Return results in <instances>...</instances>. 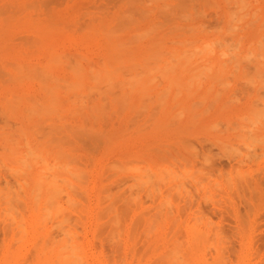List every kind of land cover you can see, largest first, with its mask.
Wrapping results in <instances>:
<instances>
[{
  "label": "rangeland",
  "instance_id": "obj_1",
  "mask_svg": "<svg viewBox=\"0 0 264 264\" xmlns=\"http://www.w3.org/2000/svg\"><path fill=\"white\" fill-rule=\"evenodd\" d=\"M155 1H153V0H0V35H1L0 36V75H2L0 77V100H2V101H0V114H1L0 115V126H1V128H0L1 129V131H0V158L2 157L0 159V163H2V164H0V169H1L0 174L4 178V176H5L4 173H6V171H8L7 174L8 173L10 174V172H12L13 177H14V175L16 177V175L18 173L19 175H17V177L19 179H22V182H23L22 183L20 180H17V182H16L15 178H10L12 176V174L8 175L10 177H8V176L5 177L4 178L5 180L2 177H0V180H1L0 186L2 187V188H0V189H2L1 190L2 192L0 191V193L5 194L6 191L11 190V192H12V190H13V193H10V191L8 192V194L9 193L12 194L11 196L9 194L11 199L16 197V195H17V197H16L17 199L14 198V200H9L10 198L8 199V197H9L8 195L3 196L0 194L1 197L4 198V200L7 198L9 201H14L11 203H9V202L7 203V199H6L7 204L3 203L4 200L0 201V203L2 202L4 205H7L9 207L8 210H11L12 212L14 210H16V212L18 211L17 212L18 215L14 214V212L8 213L9 211H6L8 207L1 205L2 207H4L3 210L6 209L5 212H7L6 213L7 215L5 214V212H4V214H2L3 211L0 212V216L3 217V218H0V254H1L0 255V264H7L6 263L7 261H8V264H10L11 262H13V264H19V263L22 264L23 262H24L23 264H33V263H35V264H42V263L43 264H45V263L46 264H54L57 261L58 262L56 264H64L66 261L64 262L62 260L61 255L60 254L58 255V253H60L59 251H61V250H59L58 252H56V250H58L62 247V243L64 244L63 241H65V238H66L65 235L66 234H67L66 236H68L69 234H70V236H72V234H73L72 231H74V233L76 234V235L73 234L75 236V237L73 236L74 239L71 237L73 240H76V241H74L75 245H73L74 244L73 241H68L69 239H67L68 242H65L64 247L73 243V244H71V245H73V248L71 247L73 249V251L68 246V248H69L68 251H70L71 254L70 253L68 254V251L62 252V254H65V253L68 254V256H66V254H65L66 257H69V259L67 258L68 261L70 259H72V261L70 260L71 263H69V264L74 263L73 261H75V264H77V263L78 264H84V263H86V264L87 263L88 264H110V262H111L110 259H113V261H114V262L112 261L111 264H125V263L126 264H150V263L152 264V261L154 262L153 264H156L155 262H157V261L159 262V264H161L160 262H162L163 260L164 261L162 262V264H165L166 262H167L166 264H172L173 259L175 261H181L182 264H186L187 261L189 264H196V263L197 264H264V116H263L264 115V80H263L264 79V77H263V75H264V73H263V71H264V62H263L264 56L263 55L264 54L262 55L260 53V51H259L260 48L258 47L260 42L264 40V37H263L264 36V22H262V21H264L263 20L264 19V0H258L259 2L256 0H247V1L246 0H240V1L235 0L234 2H233V0H228V1L227 0H213V1L212 0H183L182 2H181V0H155ZM178 2L181 4L183 2H185L186 4L184 3L182 5H184L187 8L183 7V9H181L182 6L178 8V6L176 4ZM236 2H238V5ZM239 2H241L240 4H241L242 9H239L240 8ZM162 3H164L165 7L162 5ZM211 3H212V5H211ZM174 4H176V6ZM242 4H245L247 6H245V5L242 6ZM169 5H171V6H169ZM178 5L180 6V4H178ZM219 5H220V7H219ZM232 5H236L235 7H236V9L238 8V10L234 9L235 7L233 8ZM244 6H245V8H243ZM170 7H172L173 9L170 10L171 9ZM215 7H217V9ZM230 8L232 10H229ZM163 9H164V11L162 12L161 10H163ZM185 9L189 12L188 14H187V11ZM243 9H245V10H243ZM3 10H4V12H3ZM165 10H167V11H165ZM179 10H180V12H179ZM230 11H231V13H228ZM45 12H46V14H45ZM178 12L181 15L183 14L182 16L180 15V19H179V16L176 15V13H178ZM13 13L15 15H13ZM169 13H171V15ZM179 13H178V15H179ZM222 13L224 15H221ZM233 13L236 15V17ZM242 13H243V15H241ZM166 14L168 17L166 16ZM190 14H191V16H190ZM49 15H51V16H49ZM189 16H190V19H189ZM229 16L231 17L232 21L230 18L228 19ZM237 16L240 17V19H237ZM252 16H254V17H252ZM125 17H129V18L127 19ZM222 17H224V18H222ZM256 17H258V18L256 19ZM242 18L245 20L242 21ZM171 19H172V21H171ZM184 19H186V20H184ZM234 19L235 20L237 19V20L235 21ZM120 20L122 23L120 22ZM238 20H240V21H238ZM252 20H255V21H252ZM101 21H102V23H101ZM249 21H251V22L249 23ZM246 23H248L250 25L247 24L245 27ZM20 24L23 26H21ZM234 24H236V25H234ZM179 25H181L182 27L181 26L178 27ZM201 25H204L205 28H204V26H201ZM226 25H228V26H226ZM260 25H262L261 28H259ZM67 26H68V28H67ZM188 26H191V27H188ZM195 26H196V28H195ZM95 27H96V29H95ZM192 28H194L193 29L194 31L192 30ZM201 28H203V29H201ZM225 28H226V30H225ZM258 28L260 30H258ZM151 29H152V31H149ZM204 30L205 31L207 30V31L205 32ZM213 30H215V31H213ZM112 31H113L112 35L114 34L113 37L117 33L116 35L119 39L116 36L114 38L112 37V35H111ZM226 31H227L228 35H224V32H225V34H227ZM232 31H233V33H232ZM108 32L110 33V35ZM137 32H138V34L139 33L140 34L138 35ZM142 32L145 35H142L143 34ZM106 33H107V35H105ZM131 35H132V38H131ZM229 35L232 37V39H231V37H229ZM261 35H263V36H261ZM26 37H28V38L26 39ZM225 37L227 38L226 41H224ZM32 38H33V40L35 39L36 42L31 40ZM245 38H247V39H245ZM258 38H260L262 40H260ZM233 39H234L235 45L232 42ZM29 40H31V41H29ZM257 40H259V44L257 43L258 45L255 44V42H258ZM91 41L94 43H92ZM121 41L124 43H122ZM128 41H130V42H128ZM179 41L180 42L182 41V42L180 43ZM185 41H187V42H185ZM189 41H190V43H188ZM206 41H207V45L211 44V47L214 46L215 49L209 47L210 45L208 46L209 48H211L212 52L210 50H209L210 52L207 50L208 47L206 49V46H207L205 43ZM2 42H3V45H2ZM32 42H33V44H32ZM127 42L129 43V46H128ZM221 42H222V44H221ZM224 42H225V44H224ZM251 42H253V44ZM28 43H29V45H28ZM117 43H118V45H117ZM203 43H205V44L203 45ZM9 44L10 45L12 44L13 46H10ZM125 44H126V46H125ZM196 45H198V47H194ZM227 45L231 49H229V47ZM263 45H264V43L261 45V48ZM69 46H71V47H69ZM201 46H204L203 49H200V48H202ZM219 46H220V48H219ZM252 46L254 48H256V50L254 49L255 52L258 50L257 49V47H258L259 50L257 52H259L260 54L255 53L253 50H251V49H253ZM10 47L11 48L13 47L14 49L10 50ZM77 47H79V48H77ZM93 47H95V48H93ZM129 47H130V49H129ZM235 47H236V49H235ZM75 48H77V49H75ZM121 48H122V50H121ZM171 48H173V49H171ZM245 48L248 50H246ZM51 49H53V52ZM63 49L65 50L66 54H69V52H70V54L72 53V55L74 56L73 57L71 55L69 57L70 59H64V57H63V59H64L63 61H65V62H68L69 60L71 61V62H69L68 66L70 67V70L72 68V71H76L75 69H77V66H80L79 70L77 69V72H72L70 70H67V67H65L67 63L64 64V62H61V60H62L61 57H60L61 60L59 57H57L56 62L54 60H52V58H55V56H57L60 53H63L62 55H64L65 52ZM185 49H187V52L182 53L183 51H186ZM205 49L207 52L205 51ZM232 49H233V52H235V53L237 52V54H235V53L233 54V52H231ZM193 50L197 51V53L194 54L195 52L193 53ZM198 50L199 51L201 50V51L199 52ZM261 50H263V52H264V48H262ZM75 51H76V53H81L82 55H83V53L84 54L87 53V54H85V57L87 58V60L91 59L92 60L91 62L94 63V66H97L96 68H100V69L105 68L108 71L106 72L105 69H104L105 71L96 69L93 66V63H92V66H91V63H88L89 64L88 65L85 57H83L81 59V58H79L80 55H78V60H80V62L82 64L81 63L78 64L77 60L74 61L75 60L74 58H76ZM222 51H224V53H222ZM249 51L255 53V54L254 53L251 54V52H250V54L252 56L258 54V55H256V57L259 55H262L263 57L259 56V57H257L258 59L251 57L249 54ZM9 52H10V54H9ZM23 52H24V54H23ZM117 52H119V53H117ZM156 52H157V54H155ZM169 52H172V53H169ZM188 52H189V54H191V56H190V57H192V58H190L191 60H189ZM229 52H231V53H229ZM181 53L183 54V57H182V55H180ZM210 53H213V54H210ZM225 53H227V54H225ZM246 53L249 55L248 57H246L247 56ZM51 54H53V55H51ZM173 54H174V56H173ZM196 55H197V57H196ZM210 55H212V56H210ZM222 55H224L223 58H222ZM2 56H3V58H2ZM20 56H21V58H20ZM64 56L66 58V55H64ZM117 56H118V58H117ZM153 56L154 57L156 56L157 58L160 57V58L157 59L156 57L154 58ZM184 56L187 57L186 61H185ZM18 57H19V59H18ZM34 57H36V59ZM101 57H102L101 61L104 62L105 67H103V65H101V63H100ZM152 57L154 59H152ZM201 57H203L204 59L197 61V60L201 59ZM174 58H177V60H175ZM221 58H222V60H221ZM234 58L235 59L237 58L235 60L236 63L234 62ZM253 58L255 60L257 59L256 64H255V62H254L255 60ZM58 59L60 61L59 63H57ZM187 59L189 62L187 61ZM207 59H209L208 60L209 62L205 63V61H207ZM230 59L232 60V62L230 61ZM247 59H249L250 62H247L248 61ZM9 60H12V61H9ZM14 60H18V61L22 60L21 62H18V64L21 63L20 66L22 64L24 66V64H26V63L29 64V66H30L34 63V64H36V66L38 65V67H37L38 69H39V67H42V70H40L41 69L40 68L39 69L40 72H39L38 69H35L32 66V68L34 70H33V73H31L32 72L30 70L31 67L29 68L26 65L27 68H29V70L26 69V66H24V68L26 70L23 69V67L18 68L19 70L18 69L17 70L22 71V73H21L15 69L18 72L17 73L14 70V68H16L14 66L16 65L15 63H17V61H14ZM164 60H165V62H164ZM178 60H179V62H178ZM219 60L222 61V63L224 60L223 66H222L221 62H220L221 64L218 65ZM260 60L263 63H257V61L259 62ZM4 61H5V63H4ZM52 61L55 62L56 66ZM72 61L78 65L74 64ZM196 61H197V63H196ZM213 61H214V67H213V65L211 66ZM6 62L7 63L11 62V65H7ZM142 62L144 63V65ZM151 62H152V64H151ZM185 62L186 63L188 62V64H186ZM164 63L167 65H165ZM174 63L176 64L177 67L174 65ZM193 63H194V65H193ZM246 63H247V65H246ZM252 63L254 66L250 67L252 65ZM8 64H10V63H8ZM119 64H120V66H121V64L124 65V67L127 66L128 70L130 68L131 69L129 71H127L126 68L124 69V67H123V69H120L122 67H120ZM208 64H210V66L212 68H209L210 66H205ZM12 65H14V66L12 67ZM46 65L49 66V67L47 66L48 68H51V67L52 68L48 69L47 67H45ZM145 65H147V66H145ZM163 65H165V66H163ZM171 65H174L175 68L174 69L170 68ZM190 65H191V67H190ZM233 65H235V66H233ZM20 66H18V67H20ZM85 66H86V71L84 72V71H82L83 70L82 67L85 68ZM87 66L88 67L90 66L91 68H88ZM116 66L118 68V69L116 68L117 69L116 70L117 75H114V76H118V77H115V79H116L115 80L111 76H113L112 74H116V73H112L111 70H114ZM148 66H150L151 69L150 68L147 69ZM155 66H160V68L159 67L155 68ZM161 66H162V69H161ZM199 66H202L203 70H201L202 68L200 69ZM247 66H248V68H247ZM43 67L47 68L45 71L46 76H45L44 80H43V77H44V72H43L44 68ZM197 67H199V68H197ZM140 68H142V69L144 68L143 71ZM153 68H154V70H153ZM157 68H159L161 70H157ZM163 68L164 69L166 68L165 71ZM204 68H206V69H204ZM236 68H238V70ZM260 68H261V70H260ZM87 69H90L91 71L87 70ZM146 69L149 71L147 72ZM194 69H200L201 71L200 70L194 71ZM209 69H211V70H209ZM257 69L259 70V72L260 71L261 72L258 73ZM2 70H4V71H2ZM94 70L96 71V73ZM118 70H121V71H118ZM131 70H133V71L131 72ZM134 70L137 74L134 73ZM247 70H249V71H247ZM28 71L30 74H35V78L37 77L35 81H33V79H35L34 75L27 74ZM36 71H37V74H39V75H36ZM47 71H48V73H46ZM67 71H69V72H67ZM122 71L123 72L125 71L126 73L124 72V74H123ZM162 71L165 73H163ZM199 71H200V73H199ZM231 71H233V72L230 73ZM235 71H237V72H235ZM4 72H5V74H4ZM24 72L27 75H23ZM79 72L80 73L82 72V73L79 74ZM90 72H91V74H89V75H92V77L90 76V78H89V75H87V74ZM97 72H99L101 75H103L102 78H101V75H99V73L97 74ZM127 72L130 75H132V77L134 76V74H136V77L132 78ZM141 72L144 73V75L140 74ZM149 72H151V73H149ZM160 72L163 73L162 78H161L162 75L160 74ZM183 72H185V73H183ZM203 72H205V73H203ZM49 73H51V77H49V78L51 80H53V79L54 80L51 82H49V80H48V82H49L48 83L46 79L50 75ZM131 73H134V74H131ZM198 73H199V75H198ZM261 73H263V75ZM47 74H49V75L47 76ZM68 74H69V76H68ZM77 74L79 75V77ZM104 74H106V77H104ZM108 74L109 75L111 74V76L109 77V78H111L110 80L107 77ZM125 74L127 75V77L129 75V77L131 79L130 80L131 84H129V85H131V87L129 85H128V87H126L127 89L131 88L130 90H127L125 88V86H127L125 84L129 81V79L124 78V76H126ZM204 74H207L206 77L204 76ZM28 75H30V76L28 77ZM40 75H41V77L38 78V76H40ZM42 75H43V77H42ZM52 75H54L56 78H53ZM80 75H82V76H80ZM95 75L97 76V78L99 76V78H100L99 80H101V79L104 80V78H105L106 82L108 79L110 81V83H114L113 84L114 86L119 85V87L120 86L121 87L119 88L117 86L119 88V90H118L117 87L113 86L114 87L113 88L112 84L110 85L108 83V85H110V87L107 86L108 92L112 93V94L108 95V93H105V91L107 89H104L105 85H107V84L104 85L105 81L102 82L103 84L101 83V81L100 82L96 81L97 78L93 77ZM137 75H139V76H137ZM192 75H194V79H192L193 78ZM195 75H197V76H195ZM8 76H10V77L8 78ZM11 76L15 77V79H17V77L20 78L18 80H20L21 83H19L20 81H18V80L16 81ZM24 76L27 77V79ZM153 76H155V77H153ZM22 77H24V79ZM57 77L62 78V79H60L61 81ZM190 77H192V78H190ZM224 77L226 78L225 79L226 83L224 81ZM29 78H31V80H29ZM81 78H82V81H81ZM122 78L124 80H127L126 83L125 82L123 83L125 89L122 88L123 86L121 83L124 81ZM134 78L139 79L140 82ZM188 78H189V80H187ZM195 78H197V79H195ZM6 79H9V81H7ZM10 79H11V82L13 80L12 83L10 82ZM37 79H41L42 81L41 80L38 81ZM78 79L82 82V84L85 83V86L82 85L78 81ZM90 79H93V80H90ZM160 79H162V80H160ZM216 79H218V80H216ZM58 80L60 83L59 86L61 85L62 88L59 86H58L59 88L57 87ZM62 80L64 81V83L62 82ZM65 80H67V81H65ZM119 80H123V81L119 82ZM132 80H133V82H134V80L137 81V82H134V85H136L135 87H134V85L132 86ZM54 81H56L55 82L56 84L54 83ZM95 81H96V83H95ZM169 81H170L171 85L169 84ZM173 81L174 82L179 81L178 83L180 84V86L179 87L176 86L175 83H173ZM42 82H44V83L42 84ZM72 82H73V84H71ZM97 82L99 83L98 86H97V84H98ZM211 82H212V84H211ZM1 83H4V84H1ZM45 83H48V85L50 87L49 89L46 85L44 86ZM115 83H118V84H115ZM135 83H137V84H135ZM178 83H177V85H178ZM77 84H79V85H77ZM188 84H190V85H188ZM63 85H64V87H63ZM101 85L102 86L104 85L103 86L104 90H101V95H100V94H98L100 91L98 89L102 88ZM141 85H143V88ZM156 85H158V86H156ZM52 86H53V89H52ZM54 86L57 88H55ZM86 86H89V87L90 86L91 87L97 86V87H94L97 89L93 90V88L90 87L91 88L90 89L89 87H86ZM74 87L75 88L78 87L79 89L77 88L78 90H76V89H74ZM82 87L86 88V89H83ZM176 87H178V88H176ZM42 88L45 90H43ZM87 88H89V89H87ZM111 88H113V89H111ZM168 88H170V89H168ZM35 89H37V90H35ZM132 89L137 90V91H132ZM176 89L179 90V93ZM50 90H52V91H50ZM97 90H98V92L96 93L95 91H97ZM120 90H122L123 92L122 91L120 92ZM124 90H125V92H124ZM166 90L167 91L169 90L168 94H167ZM175 90L177 91V95H176ZM45 91L46 92L48 91L47 95L45 94L46 93ZM72 91L77 93L78 96H76V97H78V98L74 97L75 99H72L71 93L73 94V96H75V94H76ZM127 91H128V94H127ZM22 92H24V93H22ZM49 92H51V93L49 94ZM83 92H84V94H82ZM88 92H91V93H88ZM94 92L97 94L96 96H95ZM119 92L121 93V95L119 94ZM129 92H130V94H129ZM161 92H163L164 95ZM54 93L57 95L56 96L57 98L59 96V102L57 101L58 99L55 98ZM78 93L81 95H79ZM85 93L88 94V96L90 95V97H88ZM116 93H117V95H114L115 98L112 99V101H111L110 98L113 96V94H116ZM123 93H125L124 97L127 96V98L125 97L126 99L121 98V97L117 98L118 94H119V96H123L122 95ZM141 93H143V95ZM174 93H175V95H174ZM29 94L32 95L30 97V100H31V98H34L31 100L32 104H31L29 99L27 101V98H29ZM51 94H54L53 98L51 97L52 96ZM93 94H94L95 98L98 97L96 99V102H95V100H94V102L90 101L91 98L94 99V97L91 96ZM103 94L106 96V98ZM10 95H13V96H10ZM15 95H16V97L13 98ZM68 95L71 96L70 99H72V101L74 100L79 105L81 104V101L78 102L80 100L79 98L82 97L81 99L85 100V102H84L85 104L84 105L82 104L83 107H86V104L87 103L89 104L90 102H91V104L93 103V105L97 104L99 109H101L102 107L105 106V108H103V111H102L104 113V114H102V116L104 115L102 118H104V119H100L102 112L101 111L99 112L98 108H96V110L98 109L97 111L93 110V108H92L93 105H91V104H89V106H88L89 108L87 107L88 109L83 108V107H82L83 108L82 109L80 107L81 106L80 105L79 111L81 110V112H78V109L73 108V107L78 108V105L75 104V106H74V103L70 104L71 101L69 100ZM129 95H130V97H129ZM158 95H159L160 99L158 98ZM219 95H220V97H218ZM19 96L20 97L22 96V98H19ZM101 96L102 97L104 96L103 99L104 98L108 99L109 102L107 100L104 101L105 99L101 100V98H102ZM107 96L109 98H107ZM17 97H18V100H17ZM49 97H51V99ZM83 97H87L88 99L87 98L84 99ZM186 97H187V99H185ZM131 98H133V99H131ZM161 98H163V99L161 100ZM174 98L176 100H174ZM49 99H50V101L52 100L51 101L52 104H49L50 103ZM66 99H68V100L66 101ZM116 99L122 100V102L118 100L120 102L119 106L121 108V109H119V108L118 109L121 110L123 112V114L119 110H118L119 113L116 110L118 114L114 111L116 109V107L118 106L117 105L118 102L116 101ZM128 99H130V100H128ZM16 100L18 103L16 102ZM34 100H35V102H34ZM87 100H89V102ZM113 100L116 102L114 103ZM123 100L125 102L127 100L128 102H126V104H125V102ZM159 100H161V101L159 102ZM197 100H198V102H196L197 103L196 104L195 101H197ZM6 101L9 103L6 104ZM13 101H15V102H13ZM55 101H57L59 103V104H57V106H58L57 109L55 107L56 106ZM63 101H65V104ZM130 101H132V102H130ZM33 102H34V104H33ZM100 102L101 103L108 102V103L107 104L106 103L101 104ZM16 103H17V105H16ZM23 103H24V105H23ZM121 103H122V106H121ZM223 103H225L224 104L225 106L223 105ZM20 104H22V105L20 106ZM38 104L39 105L41 104V105L39 106ZM99 104H101V105H99ZM193 104H194V106H193ZM31 105H32V107H31ZM59 105L62 106V108L64 106V108H63L64 110L63 111L60 110L62 112H59V110H58V108L62 109ZM11 106H18V107L17 108L14 107L13 110H11ZM28 106H29V108H28ZM33 106H35L34 109H35V111L37 110V112L31 113V116H29L30 112H32V110H33ZM46 106H48V107H46ZM49 106H50V108L53 107V111H52V108L50 111H48ZM192 106L194 107V110H193ZM43 107L45 108L44 110H42ZM123 107L125 108V110L122 109ZM54 108H55V111H54ZM72 108H73V110H72ZM90 108H91V111H89ZM190 108L192 110H190ZM195 108H197V109H195ZM56 110H58L59 113L58 112L56 113ZM70 110H71V114H69V115H71L72 117L70 116V119H69L68 113H70ZM83 110H84L85 114H87L89 112H91V113L93 112V114L90 113L92 117H90V115L88 114V116L90 118H88L85 115L84 118L87 117V119H89V121L84 119V123H83V116L80 114V113L84 114ZM105 110L107 111L106 112L107 114L105 113ZM12 111L14 113H12ZM27 111H29V112H27ZM44 111H45V113H44ZM72 111H74V112H72ZM113 111L115 112L114 114H113ZM136 111H138L139 113ZM177 111H179V113H177ZM53 112H54V114H53ZM75 112L78 113V114L74 115V116H77L76 118L73 117V113L75 114ZM95 112L100 113L99 116L96 115ZM180 112H183V113H180ZM36 113H37V115H36ZM38 113H39L40 117L42 118L41 122L38 118L39 117ZM46 113L47 114L50 113V115H47ZM135 113H137V114H135ZM42 114H44L46 118L48 117L49 120L47 119L45 122H43L44 115H42ZM57 114H58V116H57ZM112 114L114 115V117ZM193 114H194V116H193ZM26 115L29 117L28 119H30V121H28ZM62 115H64V117H66L65 120H63L64 117H62ZM135 115H136V117H133L132 118L133 120H132L131 116H135ZM54 116H55L54 119L55 120L57 119L56 122L54 119H52ZM60 116L62 119H59ZM105 116H107L108 118L107 117L105 118ZM6 117L8 119H6ZM49 117H51V119ZM110 117L111 118L113 117V118L111 119ZM67 118H68V120H67ZM37 119L39 120L38 125L36 122ZM129 119L131 120L132 123L129 121ZM5 120H6V122H5ZM52 120H54L55 125H54V123L52 124V122H53ZM136 120H138V122H136ZM26 122H28V123H26ZM64 122H67L66 125L69 122L73 126L75 124L78 125L80 123L79 126L76 125L77 127H75V126L74 127L71 126V127H73V131H76V130L78 131L80 129L79 130L80 135H79V133L77 134V131H76V136L77 135L79 136V139L81 140V142L79 141L78 137H74V136H72V134H70V133H73V134H75V133L69 132L70 131L68 129L69 124L67 125V128L62 127V126H65ZM86 122H88V124ZM104 122L107 124H105ZM115 122H116V124H115ZM129 122H130V124H129ZM45 123L50 127H47ZM18 124H19V126H16ZM42 124L43 125L45 124V125L43 126ZM83 124H85V125H83ZM128 124H129V126L132 125V126H130L131 127L130 129L127 128ZM8 125L11 126L13 130ZM39 125L42 126L44 129L41 128ZM59 125H60V127H59ZM45 126L48 129L50 128L51 132L49 130L47 132V130H46L47 128ZM83 126H85L84 131H83V128H81ZM92 126H94L93 129H91V131L93 130L92 131L93 133L96 130V132H99L98 135L100 137H101L100 134H102V137H101L102 141H101V138H96L97 140H93V139H95L94 137H91L90 135L88 136V134L90 133V128ZM5 127H7L6 132H4V130L6 129ZM38 127L43 130L42 132H44V130H45V132L42 134V132L38 129ZM53 127H55L56 129ZM57 127L60 130H58ZM71 127H70V129H71ZM136 127L138 129V132H137ZM14 128H17L18 130L16 129L17 130L16 131ZM74 128H76V130ZM126 128L128 129V131L126 130ZM66 129H68V131ZM86 129H88V130H86ZM104 129H105V131L102 132ZM119 129L121 131H119ZM9 130L11 133L9 132ZM20 130L23 132H21ZM55 130H56V133L60 132L59 135H57L54 132ZM14 131H16L17 133ZM71 131H72V129H71ZM85 131L88 134H86ZM12 132H14V134H12ZM34 132L36 134L35 135L36 138L39 137L37 139L39 141V143L38 142L32 143V141H34L36 139L34 136ZM38 132H40L39 135L42 134L41 137L37 136ZM52 132H53V135L51 134ZM92 132L90 133L91 135H92ZM133 132H134V134H132ZM5 134H6V136H5ZM18 134L20 136L23 134L21 136L23 138H21ZM63 134H65L67 136L65 138H62L63 141H65V139H67V138H69V139H67L65 142L62 141V143H61L60 142L61 140L60 139L57 140V139H58V137L61 138V136L64 137L65 135L63 136ZM15 135H18V136H16L17 138L20 137L18 139V141H16L17 143L14 142L15 140H17V139H15L16 138ZM50 135H52L56 138L52 137L51 140L48 141L50 138H47V136L50 137ZM81 135H82V137H80ZM98 135H97V137H98ZM12 136H14V140H13ZM105 136H106V138H105ZM7 137H10L11 139L7 138ZM31 137L32 138L34 137L35 139L33 138V140H32ZM123 137H124V139H122ZM6 139L7 140L10 139V141H6ZM20 139H22V140L24 139V141L22 142V140H20ZM27 139L28 140L30 139L29 142L30 141L31 142L28 143ZM91 139L93 140V142L91 141ZM52 140L57 142V143L59 142L58 144H60V145L58 147L56 146V148H55L54 146L57 145V143L53 142ZM70 140H73V142H74V143H72L73 145H69V143L66 144V142L67 141L70 142ZM85 141H87V143L89 141L90 144L88 143V144H86L87 146H85L84 145L86 143ZM98 141L99 142L101 141V142L99 143ZM9 142L12 146H9L10 145ZM19 142H20V144H19ZM25 142H27L26 144L29 145V149L27 148L28 147L27 145H24ZM79 142H80V144H79ZM118 142H120L119 143L120 145L118 144ZM129 142H130V144H129ZM14 143H15V146L17 144L18 148L13 147ZM34 143L36 145L35 149H33L34 146H32V145H34ZM81 143H83V144H81ZM46 144H48V146ZM52 144H53V146H52ZM2 145H3V148L8 147V146L9 147L4 148L3 149L4 151L3 150L1 151ZM4 145H6V146H4ZM19 145L21 148L19 147ZM39 145H41L42 147H40ZM22 146H24V147H22ZM70 146H71V148H69ZM72 146L75 149L77 148V150L70 152L71 151L70 149H74ZM96 146H98V147L96 148ZM108 146L109 147L113 146L114 148L113 147L109 148ZM37 147L42 148L41 149L42 151L40 149L39 150L41 152H44L45 154L44 153H38L40 151H37L38 149L36 150ZM90 147H92V148H90ZM120 147L122 149H120ZM10 148H12V149H10ZM24 148H26V150ZM48 148L49 149L51 148V150H49L50 152L48 151ZM125 148H127V149H125ZM5 149H7V150H5ZM78 149L81 151H78ZM85 149H88V150H85ZM90 149H91V151H90ZM107 149H108V151H106ZM12 150L13 151L15 150L18 153H21V155L23 154V156H21L20 154L16 155L17 157H19L16 159L17 160L16 163H11V161L14 160V158L16 157L15 156L16 153L14 152L15 153L14 154ZM19 150L20 151L22 150V151L19 152ZM56 150L59 152H57ZM95 150H96V152H95ZM7 151H9V152L7 153ZM10 151H12V152H10ZM23 151H26L27 153L30 151H32V152L35 151L34 154L37 153L38 156H41L40 158L43 159L42 160L43 162L40 161L39 157L34 156L32 153L31 154L33 155V157L29 153H28V155H27V153L25 155V153ZM45 151H48L49 155L46 154ZM61 151H62V153H64V151L65 152L67 151L66 154L68 157L65 156L66 155L65 153H64L65 155L63 154V156L60 155ZM111 151H112V154H111ZM54 152H56V153L54 154ZM80 152H81V155L79 157L83 158L82 161H80L81 159L79 157H78L79 161L75 157H72L76 154L78 155ZM108 152H110V153H108ZM9 153H11L14 156V158ZM51 153H52L53 157H52ZM57 153L60 155V157L61 156L63 157L62 159L66 158V159H64L65 162H66V160L67 161L71 160L72 164H73V161H74L75 162V164H73L74 166L69 164L71 162H69L68 164L70 167L71 166L74 167L75 170L77 167V166L75 167L76 162H77V165L81 167V168L77 167V168H79L76 170L77 173H80V171L78 172V170H80V169L83 170L85 168L87 170H90V171H84L86 174L83 171H81L82 173H84L83 175H80V178L82 177V179H78L79 175H78V177L75 175V177H77V180H79V181H77L74 179L75 177L72 178L73 176L69 175L72 173V171H73V173L76 171H74V169L69 168L67 170H72V171L67 172L68 173V175H67L68 177H67L65 174L66 173L65 171L61 172L63 167H65V164H64L65 162H63L64 160H62L59 157V159H61L62 161L59 159H58V161H57V159L55 161V156H57V158H58ZM68 153H71V154H68ZM115 154H117L116 157H114ZM10 155H11V157H10ZM24 155L25 156L31 155V156L27 157V158H30L31 160H28V159H26L27 161H25V159L22 160L21 158L25 157ZM44 155L47 156L49 159L47 157H45ZM77 155H76V157H77ZM88 155L91 156L92 159H90V157ZM173 155H175V156H173ZM123 156H125V157H123ZM251 156H253L252 159H251ZM6 158L8 159V161L5 160L6 163L5 162L4 163L7 166L3 165L4 163L1 162V160L4 161V159H6ZM11 158H13V159H11ZM36 158H39V159H36ZM46 158L48 160H46ZM134 158L136 160H134ZM165 158H167V159L165 160ZM10 159H11V161H10L11 166H15L14 168L9 166L10 163H7V162H9ZM33 159H36V161L38 160L37 162L40 161L39 162L40 165L39 164L37 165V162H36V164H34L33 161H35V160H33ZM114 159L119 160V162H118V160H116V163L121 162L120 164L117 163V165L118 166L120 165V167L126 165L127 163L122 165V161L127 160L126 162H128V164H127L128 166L126 165V167L129 170H123L122 169L125 173L123 171L121 172L118 169L119 167L115 166L116 164H113L115 162ZM124 159H126V160H124ZM132 159H133V161L137 162V164H139L140 166L138 167L137 164L132 161ZM140 159H141L142 163H141ZM144 159H145V161H144ZM152 159L155 161V163H153L154 161ZM16 160H14V161H16ZM49 160H51V161L48 162ZM111 160H112V162H111ZM23 161H25V162L23 163ZM53 161H55V164H54L55 166H56L57 162H60V163L63 162V164H64V165L61 164V165H63L62 167H60L62 169L60 171L57 170V173L53 172V170H56L54 168H57L58 165L56 167L51 166L50 170H52V171H49L50 165L53 164L52 163ZM129 161H130V163H129ZM131 161L133 162L132 164H131ZM143 161L146 163H144ZM162 161H163V163H162ZM18 162L20 163V165L21 164L22 165L20 166ZM26 162H27V164L30 162L29 163V166H30L29 169H28V166L26 165ZM79 162H81V163L84 162V163H83V165H80L81 163H79ZM108 162H109V164H106ZM159 162H161L160 165H157V164H159ZM42 163L43 164L45 163L46 165L44 164V167H43ZM60 163H59V166H61ZM111 163H112L111 166L113 168L111 166L108 167ZM148 163H149V165H147ZM17 164L20 167L17 166ZM30 164L33 166V168ZM68 164H67V168L69 167ZM130 164L132 166L131 169H134V171L130 170ZM47 165L49 166V168H47L48 167ZM90 165L92 166V168ZM45 166H47L46 167L47 169L45 168ZM106 166H107V169H106ZM158 166H159V168H158ZM15 168H17V169H15ZM41 168L43 171V172H41V174L43 173V174H45V176L47 174V177L42 175L43 178L45 177L44 178L45 180L47 178H49V179L52 178L53 180L52 179H51L52 181L48 180V182L50 181V183H48V186L46 187L47 183H45V186H41V187H43V189L41 188V191H40V190H38V188L40 189V186L39 187H36V186H38L39 184L44 185L42 182L43 181L46 182L44 179H42L43 181L41 182V179L36 178L37 176L38 177L40 176V174L37 175V173H38L37 171L40 172ZM104 168H105V170H104ZM115 168H117V170H119L120 172H117ZM144 168H148L147 171H144ZM160 168H161V170H160ZM165 168H167L166 170L168 172L167 171L166 172L169 175L167 173H164L163 169H165ZM27 169H28V171H27ZM37 169H39V170H37ZM13 170H14V172H13ZM30 170H34V171H32L33 173H30L31 172ZM141 170H142V172H141ZM149 170H152V172ZM159 170L161 173L159 172ZM106 171H107V173H106ZM171 171L173 173L174 172L175 173L173 174ZM26 172H28L30 175H28V173H26ZM109 172H111V175ZM115 172H117V174H115ZM138 172H141V173H138ZM149 172H151L153 174V176H151L150 178H149V176L151 175V173L148 174ZM177 172L180 174H178ZM58 173L62 174L63 176L61 175V178H60V175ZM73 173H72V175H73ZM120 173H121V176L122 175L124 176V177L123 176L121 177L122 179L120 178ZM133 173L135 176L133 175ZM135 173L136 174L138 173L137 177H136ZM23 174L25 176H23ZM140 174H142V176H139ZM157 174L158 175L160 174L159 176H161V174H162V176L164 175L162 177V178H164L163 181H162V178L160 181L157 180V179H160V177ZM166 174H167V176H166ZM170 174H172V176L175 175L176 181H174L173 177L171 178ZM27 175H28L29 180L26 177ZM85 175H86V177L88 176L86 181L83 178V176H85ZM107 175L110 178L108 177L106 179L105 177ZM127 175H129V176H127ZM146 175H148V177ZM56 176H58L60 181H63L65 179L63 182H66V183L60 182L56 178ZM89 176L91 178H89ZM144 176H146V178ZM22 177H24V178L26 177L25 180ZM134 177H135V179L140 177V183H138V181H136L135 186H133L134 187L133 188V187H131V185L129 186V184L132 183V185H133L132 180H135ZM167 177H168L167 181H169L170 183H167V181H165V178L167 179ZM179 177L182 179H179ZM9 178L11 180L15 179V180H13L12 184L9 183L10 185L6 182V180L7 181L9 180L8 182L11 181ZM40 178H41V176H40ZM116 178L118 179V181ZM123 178L125 181L123 180ZM183 178H185V180ZM35 179L39 180L40 182L39 181L37 182V180H36V182H37L36 183ZM97 179H98V181H97ZM147 179H149V181H145ZM172 179H173V181H172ZM3 180L5 181L4 184L2 183ZM69 180H70V183H69ZM180 180L182 182H184V184ZM71 181L74 184L81 187L83 191L80 188L79 189L81 192H79L78 188H77L78 190L77 189L72 190V188H73L72 185H74V184H72ZM84 181L87 184H84L83 183ZM157 181H159V182H157ZM185 181H186V183H185ZM188 181H190V183ZM14 182H16L18 185L23 184L22 185L23 187L16 185V183L13 185ZM51 182H52L53 186L50 185ZM89 182H90V184H89ZM142 182L146 186L142 185L141 184ZM147 182H151V184L152 183L153 184L151 185L150 183H147ZM24 183H25V185H24ZM35 183H36L35 187L37 188V189L35 188L36 192L35 191L31 192V191H33L32 187H34ZM108 183H110V184H108ZM136 183H137V185H136ZM177 183H179V185ZM2 184H3V186H2ZM97 184H99L100 186ZM117 184L119 186H117ZM140 184L142 187L140 186ZM105 185L109 186L110 188L106 187L103 190L104 191L103 196L106 197V192H105L106 189L109 192V194H113V192L114 193L118 192V193H116L114 195V198H112L113 195L112 196L110 195V197L107 198V199H110L108 201H106L107 199L104 197L106 199V200L104 199L106 202H104V200L102 199V201L104 203L100 205L99 202L101 201V198H103V197H101V195H102L101 191H102V188L105 187ZM173 185H174V188H172ZM13 186H16V187L18 186L17 187L18 189H15V187H13ZM65 186H66V188H64ZM154 186H156L155 189H153ZM21 187H22V189H25V190L23 191L22 189H20ZM53 187H55V189H53V191H52V192H54V194L50 193L51 190L48 191L49 189H52ZM74 187L76 188L77 186H74ZM128 187H130V188H128ZM157 187H158V189H157ZM161 187H162V189H161ZM62 188H64V190L67 191L66 193L69 192L68 195H70V196H68L69 197L68 201L71 198V196H73L71 198L72 200H70V201L72 202L73 198H74L73 202H76V201L81 202V204L83 203L82 205L80 203H78V204L83 206V207L76 205L77 203L76 204L73 202L70 203V201L69 202L67 201V203H65L64 200L66 201V197H63V196H66V194ZM117 188H118V190H116ZM122 188H124V189H122ZM131 188H132V190H135V191H136V188H137V190L139 188V192L136 191V193H137L136 194V193H134L135 191H130ZM19 189L22 192H24V193L20 192L21 194L18 193L19 197L24 202H22L20 200V198L18 197V194H16L17 190H19ZM69 189L71 192L69 191ZM95 189H97V190H95ZM147 189H149V192H147L148 191ZM176 189H177L178 194L176 193ZM37 190H38V192H37ZM45 190H47L48 192ZM84 190H86V191H84ZM159 190H160V192H159ZM163 190H165L164 192H166V193H164ZM186 190H188L187 192H189V193H187ZM14 191L16 193H14ZM119 191H123V192H119ZM43 192H45V193H43ZM125 192H126V194H125ZM128 192L130 193L131 198L133 197L132 194H134L133 198H135V195H137L138 200H136V201H138L137 204H139V206L137 204H135L136 203L135 199L137 197L134 199L135 203H133L132 202L133 200L131 201V199H129V200L132 203H130L128 200H126V203L128 201L129 204L126 205V203H125L124 207L119 208V209L124 208V211L119 210V211H122L120 213V215L123 214V212H125L123 214L124 216L121 215V218H123V217L125 218V216H126L125 221H123L124 218L120 219V216L118 215V211H117L118 209H116V208H118L116 206L119 205V201H118V204L115 202L117 205L115 203H114L115 205L113 204L114 205L113 208H115L114 211L116 210L115 212L113 211V208H111L110 210H112L113 212H111L109 210L111 212V213H109V211L108 212L106 211L107 209L105 210V207L110 208V206L108 205V204H110L109 201L112 202L114 200H117L118 197H121V193H122V196L128 197L127 196V195H129ZM157 192H158V194H157ZM25 193H26V195H25ZM30 193L32 196L30 195ZM35 193H37V194H36V196L33 197V195H35ZM48 193L52 194V196L53 195H55V196L52 197ZM60 193L62 194V198L63 199L65 198L64 200L60 198V196H61ZM78 193H79V198L77 195ZM80 193H82V195H84V196L87 193L86 198H84L85 201L88 202V203L86 202L87 204L84 202V200H82L83 198L80 197V196H82ZM138 193L140 196H138ZM162 193L164 194V196ZM13 194H15V196L12 198ZM57 194L60 196H58ZM118 194L120 196H116ZM165 194H168V196ZM22 195L24 197L26 196L25 199H24V197H22ZM43 195H44V197H43ZM56 196H58V198ZM1 197H0V200H1ZM40 197H41V200H40ZM50 197H52V199H49ZM32 198H35V199L39 198L40 201L35 200L38 202L37 204L39 207L36 205V203H34L35 201ZM139 198H141V199H139ZM43 199H46V200L48 199L47 201L50 200L51 204L50 203L49 204L51 205V207L54 204H55V206H59V203L62 200L63 201L61 202V204L64 202L66 205H68V206L70 205L71 208H68V206L66 207V205L64 203L62 204L66 208H68V210H67L65 207L62 206L64 208V210L66 209L65 211L63 210L61 205L58 208L59 211L57 210V208L54 209V206H53V209L56 210L55 212H58V213L60 212V210L61 211L63 210L64 212L70 211L71 215H69V213H66V214L69 215L68 217L71 216L70 221H72L73 224L68 220L65 221L68 217H67V215L64 214V212H62L63 214L60 212V214H62L63 216L64 215L66 216L65 220H64V218H62V220H64L65 222H63V224L57 223L58 221H55V220L60 219V221H61V217H58V215H57L58 213H57L56 215L58 218H56L55 214L53 212L54 210L51 207L50 208H51L52 213H53V214H51V216L53 215L54 217H51L50 215H46L47 210L49 211L50 209H49V207H47L48 202H46V200H45V203H46L45 204ZM59 199H61V200H59ZM75 199H76V201H75ZM120 199H121V201L123 200L122 202H125L124 197L118 198V200H120ZM52 200L57 202V203L54 202V204H52L53 203ZM139 200H141L140 203H139ZM20 202L22 203V205L20 204ZM32 202L34 203V205ZM40 202H42L45 205L43 206L42 203H40ZM15 203H18L20 205L19 206L20 210H18L19 208L16 209L18 204L16 205ZM28 203H29V207H28ZM106 203H108V204L106 205ZM13 204L16 205V208L12 207ZM71 204H73L74 206L76 205L75 208L78 207V211L75 212V208H73L74 206ZM123 204L124 203H122V205H120V206H123ZM130 204H131L130 208H133V209L128 208ZM133 204H135L134 205L135 207H132ZM136 205H137V208H136ZM34 206L38 207V208L36 207V211H33V209L35 210ZM41 206L45 207L47 210H45V208H42ZM84 206H86L85 209H83ZM87 206H89L90 208L89 207L87 208ZM10 207H12L14 209L12 210V208L10 209ZM60 207H61V209H60ZM40 208H42L43 211L45 210L46 213L43 212L44 214L42 213V215H41L42 209H40ZM135 208H136V210H134ZM168 208H169V211H168ZM0 209L2 210L1 207H0ZM80 209H81V212L77 213V212H79ZM93 209H94V211H93ZM126 209H128V210H126ZM160 209H163V211ZM83 210H86V211H83ZM130 210H132V211L130 212ZM22 211L24 213L26 211L27 213L23 214ZM100 211L104 214L103 219H100L103 216V214ZM141 212L144 216L141 215ZM143 212L147 215H145ZM165 212H167L166 213L167 217H165L166 216ZM106 213H109L107 215V217H106ZM114 213L118 216L114 215ZM129 213H130V215L128 217L127 215ZM8 214L11 217L16 215L17 218L16 219H14V217L10 218ZM19 214L24 215V216L27 214V216H25V217L20 216L21 219H19L20 218ZM72 214H74L73 216H75L77 214L78 218L80 216V220L82 222L78 220L80 222V224L78 222H76L77 224H75V221H73V219H72V217H73ZM81 214H85V218H82ZM99 215H102V216L99 217ZM110 215L114 219L112 217H111V219L108 218V217H110ZM48 216L51 218L49 219ZM174 216L177 219L174 218L175 219L174 220L173 219ZM4 217L6 219H4ZM31 217H32V219H30ZM40 217H42V218H40ZM75 217H74V220L77 221L78 218L76 217L77 219H75ZM136 217L138 218L137 221H139V222H136ZM27 218H28V220H27ZM46 218H48L49 220H52V221H49V223H47ZM143 218H144V220H143ZM1 219H2V221H1ZM7 219H12V221H14V220L15 221L12 222L10 220L11 221V223H10L9 220H7ZM22 219H23V221H22ZM41 219H44V221H46L45 223H47L48 225L46 224V226H45V223H43V227H42L41 225H42L43 220H41ZM53 219H55L54 220L55 222L53 221ZM39 220H41V221H39ZM114 220H115V222H114ZM133 220H135L137 227H133V226H135L134 225L135 223H133L134 222ZM18 221L20 222V224ZM147 221H148V224H147ZM174 221H175V223H174ZM40 222H41V224H40ZM68 222H70L71 225ZM145 222H146V225H144ZM149 222H151V223H149ZM158 222H159V224H158ZM172 222H173V224H172ZM14 223H15V225H14ZM16 223H18V225ZM34 223L36 224V226L34 225ZM81 223H83V227H82ZM3 224L6 226H4ZM156 224H158V225H156ZM174 224L176 225L177 229H176ZM73 225H75V226L78 225V226L75 227ZM79 225H81V228ZM140 225H142V226H140ZM192 225H195V227ZM16 226H18V227L20 226L19 228L17 227V229L19 230V232L22 231L24 237H25V235H24L25 232H27L26 237L22 238V240L24 242L22 240H20L22 235L20 237L14 236V232H16L17 229L15 228V230L13 229L14 230L13 231L12 227L14 228ZM67 226L69 228L74 227V229L72 231H69V233H68V230H71V229H69ZM110 226L112 229L110 228ZM146 226H147V228H146ZM168 226H170V227H168ZM6 227H8L9 229L11 228L10 230L7 228L8 232H10L7 235H10V236H6V233H7ZM22 227H23V229H22ZM40 227H42L43 229L40 230ZM50 227H51V229H53L52 230L53 232L52 231L50 232ZM57 227H58V229H57ZM131 227L134 228L136 231H134V229H132ZM36 228H37V230H36ZM60 228L61 229L63 228L64 230L63 229L61 230ZM152 228H154V229H152ZM170 228L172 229L171 231L169 230ZM178 228H180V229H178ZM195 228H196V230H195ZM1 229H2V231H1ZM20 229H22V230H20ZM55 229H56V231H55ZM65 229H67L66 234H64ZM78 229H80V230H78ZM145 229H147L148 231ZM48 230L50 232V233L48 232L49 234L47 233ZM99 230H101L102 232L104 231V232L101 233V231H100V234H99V232H98ZM37 231H39V232H37ZM62 231H63V233H62ZM19 232H16V233H19ZM116 232H118V233L115 234ZM122 232H124V233H122ZM132 232H134V233L136 232V234L133 235ZM152 232H153V234H152ZM42 233H43V235H42ZM46 233L48 234V236L46 235ZM59 233H61L62 235L64 234V235L61 236ZM141 233L142 234L145 233V234L142 235ZM58 234L61 237H63L61 239L62 243L59 241L60 244H57V242H58L57 241L58 240L57 235ZM204 234H206V235H204ZM18 235H20V233ZM27 236H28V238H27ZM37 236H38V238H40L39 236H44V238L42 237L43 239H41V241H39ZM51 236H57V237H55L57 240L55 241V239H54V241L56 243L53 244L54 247H56V248H54L52 246V244H51V248L49 247L50 244H48V243L52 242V241L49 242L51 239ZM104 236H107V237H104ZM130 236L132 237V240L130 239ZM170 236L172 237V239L171 238L167 239ZM47 237H48V240H47ZM49 237H50V239H49ZM76 237L81 239V243L79 242V240ZM144 237H146V238H144ZM176 237H178V238H176ZM71 238H70V240H71ZM120 238L122 240H120ZM5 239H6V241H5ZM16 239L17 240L19 239L20 242L17 241L18 242L17 243L15 241ZM36 239H38V240L36 241ZM45 239L48 241V242L45 241L46 244L43 243ZM52 239H53V237H52ZM144 239H146V240L144 241ZM30 240H32V241H30ZM42 240H43V242H42ZM119 240L121 241V243L119 242ZM167 240H169V242ZM171 240H173V243ZM177 240H178V242H177ZM183 240H185V241H183ZM112 241H114L115 244H114V242L112 244ZM136 241H138L139 243ZM170 241L172 244L170 243ZM186 241H187V244H186ZM1 242H2V244H1ZM13 242H16V243L14 244ZM36 242H38V245L36 244L35 247L38 246V248L34 249L35 247L33 245ZM69 242H70V244H69ZM118 242H119V245L116 244ZM181 242L183 245L185 244L184 247L181 244ZM78 243H79V248L83 249L82 253H80V251H79L80 249L77 248L78 245H76V244H78ZM141 243H143L144 245ZM216 243H217V245H216ZM168 244L169 245L171 244V245L169 246ZM39 245H40V247L43 245L42 247H44V248H42V247L39 248ZM178 245L180 248L176 247ZM212 245H213V247H212ZM1 246H3V247H1ZM10 246H12V247H10ZM75 246L78 250L75 248ZM150 246H151V248H150ZM181 246H182L183 250H181ZM45 247H46V250H45ZM52 247L54 248L53 250H52ZM29 248L30 249L33 248L34 250H36V251H34L32 249L35 252L34 253L35 255L32 254L33 252ZM118 248L119 249L121 248L122 250L120 251V250H118ZM38 249H40V251ZM43 249L46 251V253ZM47 249L52 250L51 251L52 253L50 251H48ZM64 249L67 250V247ZM116 249L120 253L117 252ZM166 249L169 251H167ZM62 250H63V247H62ZM172 250L173 251L175 250V252H173ZM187 250H188V252H186V253L182 252V251H187ZM37 251H39V252H37ZM143 251H144V253H143ZM28 252L31 254H29ZM40 252L41 253L43 252L45 254V256H44V254L41 255ZM47 252H49V254ZM72 252H78V254L79 255L82 254V256L84 254L83 259L87 262L82 260L81 256H80L81 258L79 257V260H78V258L76 257L78 254L75 253V255H74ZM167 252H168L169 256L171 255L170 258L168 256ZM180 252H181V254H180ZM27 253H28V256L25 255ZM38 253H39V255H38ZM135 253H137V254H135ZM164 253H166V255H164ZM176 253L177 254L179 253L181 256H179V254H178V256H176ZM47 254L51 255V256L48 257ZM55 254H57L56 256H58L57 261H56L57 257L55 256ZM162 254L164 256L163 257L164 259L162 258L163 260L159 259L160 257H162ZM182 254H184V255H182ZM159 255H160V257H159ZM24 256L27 257L28 260H30V261L33 260V261H31V262L29 261V263H28V260H25ZM31 256H33V259L31 258ZM34 256H35V259H34ZM38 256H41V257L39 258ZM54 256H55V258H54ZM60 257H61V259H60ZM66 257H65V259H66ZM134 257H135V260H134ZM141 257H143L144 260ZM12 258H14V259H12ZM42 258H43V260H42ZM154 258H155V260H154ZM176 258H177V260H176ZM223 258H224V261H223ZM63 259H64V257H63ZM167 259H169V260L167 261ZM191 259H193L194 263ZM19 260H20V262H19ZM185 260H186V262L184 263ZM25 261H27V263ZM173 264H175V263L173 262ZM177 264H178V262H177Z\"/></svg>",
  "mask_w": 264,
  "mask_h": 264
},
{
  "label": "bare ground",
  "instance_id": "obj_2",
  "mask_svg": "<svg viewBox=\"0 0 264 264\" xmlns=\"http://www.w3.org/2000/svg\"><path fill=\"white\" fill-rule=\"evenodd\" d=\"M153 1H155V0H153ZM182 1H183V0H181V2H182ZM212 1H213V0H212ZM227 1H228V0H227ZM234 1H235V0H233V2H234ZM236 1H237V0H236ZM239 1H240V0H239ZM246 1H247V0H246ZM256 1H258V0H256ZM256 1H255V2H256ZM155 2H156V1H155ZM249 2H250V1H249ZM258 2H259V1H258ZM15 3H16V2H15ZM184 3H185V2H183L182 4H184ZM192 3H193V2H192ZM207 3H208V2H207ZM236 3H237V5H238V2H236ZM240 3H241V2H239V4H240ZM244 3H245V2H244ZM10 4H11V3H10ZM176 4H177L178 8L182 6L181 9H183V7H185L184 5H182V4L179 3V2L176 3ZM176 4H174V5L176 6ZM178 4H180V6H179ZM185 4H186V3H185ZM228 4H229V3H228ZM248 4H249V3H248ZM162 5L165 7L164 3H162ZM166 5H167V4H166ZM211 5H212V3H211ZM217 5H218V4H217ZM229 5H230V4H229ZM229 5H228V6H229ZM243 5H245V4H242V6H243ZM169 6H171V5H169ZM230 6H231V5H230ZM232 6H233V8H234L236 5H232ZM245 6H247V5H245ZM245 6H244L243 8H245ZM10 7H11V6H10ZM173 7H174V6H173ZM219 7H220V5H219ZM250 7H251V6H250ZM170 8H171L170 10L173 9L172 7H170ZM185 8H187V7H185ZM215 8L217 9V7H215ZM166 9H167V8H166ZM234 9H236V7H235ZM239 9H242V8H241V4H240V8H239ZM247 9H248V8H247ZM256 9H257V8H256ZM258 9H259V8H258ZM13 10H14V9H13ZM159 10H160V9H159ZM168 10H169V9H168ZM177 10H178V9H177ZM177 10H176V11H177ZM185 10H186V9H185ZM229 10H232V9L230 8ZM236 10H238V8H237ZM243 10H245V9H243ZM161 11L163 12L164 9L161 10ZM165 11H167V10H165ZM186 11H187V10H186ZM254 11H255V10H254ZM3 12H4V10H3ZM179 12H180V10H179ZM179 12H178V13H179ZM236 12H237V11H236ZM247 12H248V11H247ZM178 13H176V15L179 16V19H180V15H181V14L179 13V15H178ZM188 13H189V12L187 11V14H188ZM228 13H231V11L228 12ZM238 13H239V12H238ZM244 13H245V12H244ZM17 14H18V13H17ZM20 14H21V13H20ZM45 14H46V12H45ZM169 14L171 15V13H169ZM172 14H173V13H172ZM184 14H185V13H184ZM191 14H192V13H191ZM191 14H190V16H191ZM233 14H234V13H233ZM247 14H248V13H247ZM247 14H246V15H247ZM13 15H15V14L13 13ZM47 15H48V14H47ZM182 15H183V14H182ZM182 15H181V16H182ZM185 15H186V14H185ZM221 15H224V14L222 13ZM229 15H230V14H229ZM234 15H235V14H234ZM234 15H233V16H234ZM237 15H238V14H237ZM239 15H240V14H239ZM241 15H243V13H242ZM241 15H240V16H241ZM244 15H245V14H244ZM251 15H252V14H251ZM49 16H51V15H49ZM166 16H167V14H166ZM190 16H189V19H190ZM231 16H232V15H231ZM30 17H31V16H30ZM123 17H124V16H123ZM167 17H168V16H167ZM169 17H170V16H169ZM172 17H173V16H172ZM235 17H236V15H235ZM243 17H244V16H243ZM252 17H254V16H252ZM54 18H55V17H54ZM121 18H122V17H121ZM125 18L128 19L129 17H125ZM130 18H131V17H130ZM173 18H174V17H173ZM222 18H224V17H222ZM229 18L231 19L230 16L228 17V19H229ZM232 18H233V17H232ZM257 18H258V17H256V19H257ZM123 19H124V18H123ZM182 19H183V18H182ZM237 19H240V17L237 16ZM237 19H236V20H237ZM13 20H14V19H13ZM25 20H26V19H25ZM47 20H48V19H47ZM184 20H186V19H184ZM234 20H235V19H234ZM234 20H233V21H234ZM236 20H235V21H236ZM243 20H245V19L242 18V21H243ZM263 20H264V19H263ZM3 21H4V20H3ZM48 21H49V20H48ZM123 21H124V20H123ZM171 21H172V19H171ZM229 21H230V20H229ZM231 21H232V19H231ZM238 21H240V20H238ZM252 21H255V20H252ZM1 22H2V21H1ZM4 22H5V21H4ZM120 22H121V20H120ZM125 22H126V21H125ZM127 22H128V21H127ZM168 22H169V21H168ZM227 22H228V21H227ZM250 22H251V21H249V23H250ZM262 22H264V21H262ZM28 23H29V22H28ZM101 23H102V21H101ZM101 23H100V24H101ZM121 23H122V22H121ZM128 23H129V22H128ZM131 23H132V22H131ZM157 23H158V22H157ZM234 23H235V22H234ZM236 23H237V22H236ZM33 24H34V23H33ZM64 24H65V23H64ZM153 24H154V23H153ZM158 24H159V23H158ZM225 24H226V23H225ZM232 24H233V23H232ZM232 24H231V25H232ZM247 24H248V23L245 24V27H246ZM20 25H21V24H20ZM115 25H116V24H115ZM228 25H229V24H228ZM228 25H226V26H228ZM234 25H236V24H234ZM248 25H250V24H248ZM21 26H23V25H21ZM153 26H154V25H153ZM172 26H173V25H172ZM176 26H177V25H176ZM176 26H175V27H176ZM180 26H181V25H179L178 27H180ZM199 26H200V25H199ZM199 26H198V27H199ZM201 26H204V25H201ZM261 26H262V25H260L259 28H261ZM19 27H20V26H19ZM51 27H52V26H51ZM101 27H102V26H101ZM119 27H120V26H119ZM160 27H161V26H160ZM181 27H182V26H181ZM188 27H191V26H188ZM67 28H68V26H67ZM111 28H112V27H111ZM148 28H149V27H148ZM150 28H151V27H150ZM172 28H173V27H172ZM176 28H177V27H176ZM195 28H196V26H195ZM204 28H205V26H204ZM227 28H228V27H227ZM241 28H242V27H241ZM249 28H250V27H249ZM259 28H258V30H260ZM49 29H50V28H49ZM86 29H87V28H86ZM95 29H96V27H95ZM116 29H117V28H116ZM119 29H120V28H119ZM136 29H137V28H136ZM170 29H171V28H170ZM193 29H194V28H192V30H193ZM201 29H203V28H201ZM223 29H224V28H223ZM229 29H230V28H229ZM229 29H228V30H229ZM242 29H243V28H242ZM27 30H28V29H27ZM81 30H82V29H81ZM93 30H94V29H93ZM97 30H98V29H97ZM104 30H105V29H104ZM112 30H113V29H112ZM123 30H124V29H123ZM153 30H154V29H153ZM174 30H175V29H174ZM174 30H173V31H174ZM179 30H180V29H179ZM196 30H197V29H196ZM225 30H226V28H225ZM240 30H241V29H240ZM70 31H71V30H70ZM107 31H108V30H107ZM109 31H110V30H109ZM120 31H121V30H120ZM145 31H146V30H145ZM149 31H152V29L149 30ZM169 31H170V30H169ZM184 31H185V30H184ZM193 31H194V30H193ZM204 31H205V30H204ZM206 31H207V30H206ZM206 31H205V32H206ZM213 31H215V30H213ZM217 31H218V30H217ZM100 32H101V31H100ZM23 33H24V32H23ZM69 33H70V32H69ZM96 33H97V32H96ZM108 33H109V32H108ZM112 33H113V31L111 32V35H112ZM142 33H143V32H142ZM145 33H146V32H145ZM150 33H151V32H150ZM217 33H218V32H217ZM226 33H227V31H226ZM230 33H231V32H230ZM232 33H233V31H232ZM77 34H78V33H77ZM103 34H104V33H103ZM116 34H117V33H116ZM116 34H115V36L117 37ZM118 34H119V33H118ZM137 34H138V32H137ZM139 34H140V33H139ZM139 34H138V35H139ZM165 34H166V33H165ZM180 34H181V33H180ZM182 34H183V33H182ZM19 35H20V34H19ZM75 35H76V34H75ZM105 35H107V33H106ZM109 35H110V33H109ZM113 35H114V34H113ZM113 35H112V37H113ZM142 35H145V34L143 33ZM146 35H147V34H146ZM189 35H190V34H189ZM219 35H220V34H219ZM224 35H228V33L225 34V32H224ZM0 36H1V35H0ZM17 36H18V35H17ZM91 36H92V35H91ZM103 36H104V35H103ZM115 36H114V37H115ZM129 36H130V35H129ZM129 36H128V37H129ZM140 36H141V35H140ZM215 36H216V35H215ZM233 36H234V35H233ZM245 36H246V35H245ZM261 36H263V35H261ZM2 37H3V36H2ZM4 37H5V36H4ZM73 37H74V36H73ZM114 37H113V38H114ZM227 37H228V36H227ZM229 37H231V36L229 35ZM246 37H247V36H246ZM263 37H264V36H263ZM18 38H19V37H18ZM27 38H28V37H26V39H27ZM34 38H35V37H34ZM117 38H118V37H117ZM126 38H127V37H126ZM131 38H132V35H131ZM131 38H130V39H131ZM141 38H142V37H141ZM211 38H212V37H211ZM214 38H215V37H214ZM220 38H221V37H220ZM103 39H104V38H103ZM115 39H116V38H115ZM118 39H119V38H118ZM133 39H134V38H133ZM137 39H138V38H137ZM215 39H216V38H215ZM223 39H224V38H223ZM226 39H227V38L225 37V40H224V41H226ZM231 39H232V37H231ZM245 39H247V38H245ZM258 39H260V38H258ZM1 40H2V39H1ZM3 40H4V39H3ZM31 40H33V38H32ZM31 40H29V41H31ZM75 40H76V39H75ZM99 40H100V39H99ZM128 40H129V39H128ZM131 40H132V39H131ZM199 40H200V39H199ZM221 40H222V39H221ZM260 40H262V39H260ZM18 41H19V40H18ZM33 41H35V39H34ZM56 41H57V40H56ZM93 41H94V40H93ZM132 41H133V40H132ZM173 41H174V40H173ZM190 41H191V40H190ZM190 41H189L188 43H190ZM215 41H216V40H215ZM219 41H220V40H219ZM228 41H229V40H228ZM228 41H227V42H228ZM257 41H258V42H255L256 45L259 44V40H257ZM24 42H25V41H24ZM24 42H23V43H24ZM35 42H36V41H35ZM49 42H50V41H49ZM75 42H76V41H75ZM75 42H74V43H75ZM83 42H84V41H83ZM87 42H88V41H87ZM91 42H92V41H91ZM94 42H95V41H94ZM94 42H92V43H94ZM112 42H113V41H112ZM121 42H122V41H121ZM128 42H130V41H128ZM128 42H127V43H128ZM158 42H159V41H158ZM171 42H172V41H171ZM179 42H180V41H179ZM181 42H182V41H181ZM181 42H180V43H181ZM185 42H187V41H185ZM192 42H193V41H192ZM213 42H214V41H213ZM216 42H217V41H216ZM232 42H233V44H234V39L232 40ZM253 42H254V41H253ZM253 42H251V43L253 44ZM261 42H262V43H261ZM261 42H260V44L262 45V44L264 43V40L261 41ZM12 43H13V42H12ZM95 43H96V42H95ZM102 43H103V42H102ZM118 43H119V42H118ZM118 43H117V45H118ZM122 43H124V42H122ZM122 43H121V44H122ZM175 43H176V42H175ZM205 43H206V45H207V41H206ZM205 43H203V45H204ZM208 43H209V42H208ZM218 43H219V42H218ZM257 43H258V44H257ZM6 44H7V43H6ZM25 44H26V43H25ZM25 44H24V45H25ZM32 44H33V42H32ZM64 44H65V43H64ZM213 44H214V43H213ZM221 44H222V42H221ZM224 44H225V42H224ZM227 44H228V43H227ZM230 44H231V43H230ZM233 44H232V45H233ZM260 44H259V45H260ZM2 45H3V42H2ZM9 45H10V44H9ZM14 45H15V44H14ZM16 45H17V44H16ZM28 45H29V43H28ZM67 45H68V44H67ZM69 45H70V44H69ZM77 45H78V44H77ZM94 45H95V44H94ZM119 45H120V44H119ZM206 45H205V46H206ZM209 45H210V46H209ZM209 45L206 46V49H207L208 46L211 47V44H209ZM218 45H219V44H218ZM228 45H229V44H228ZM228 45H227V46H228ZM234 45H235V44H234ZM259 45H258V47L260 48V50H259L258 47H257V49H258V50L260 51V53L263 55L264 52H263V50H261V49L264 48V45L262 46V48H261V45H260V46H259ZM10 46H13V45L11 44ZM25 46H26V45H25ZM121 46H122V45H121ZM125 46H126V44H125ZM128 46H129V43H128ZM134 46H135V45H134ZM225 46H226V45H225ZM230 46H231V45H230ZM8 47H9V46H8ZM33 47H34V46H33ZM69 47H71V46H69ZM115 47H116V46H115ZM118 47H119V46H118ZM118 47H117V48H118ZM131 47H132V46H131ZM194 47H198V45H196V46H194ZM194 47H193V48H194ZM199 47H200V46H199ZM201 47H202V48H200V49H203L204 46H201ZM209 47H208V49H207L208 51L210 50V51L212 52L211 48L215 49L214 46L211 47V48H209ZM223 47H224V46H223ZM228 47H229V46H228ZM252 47H253V46H252ZM252 47H251V48H252ZM18 48H19V47H18ZM38 48H39V47H38ZM77 48H79V47H77ZM77 48H75V49H77ZM93 48H95V47H93ZM122 48H123V47H122ZM122 48H121V50H122ZM219 48H220V46H219ZM219 48H218V49H219ZM247 48H248V47H247ZM2 49H3V48H2ZM11 49H14V48H13V47H12V48L10 47V50H11ZM16 49H17V48H16ZM53 49H54V48H53ZM53 49H51L52 52H53ZM97 49H98V48H97ZM123 49H124V48H123ZM125 49H126V48H125ZM129 49H130V47H129ZM171 49H173V48H171ZM196 49H197V48H196ZM206 49H205V51H206ZM224 49H225V48H224ZM229 49H231V48L229 47ZM235 49H236V47H235ZM245 49H246V48H245ZM249 49H250V48H249ZM254 49L256 50V48H254V47H253V49H251V50H253V51L255 52ZM3 50H4V49H3ZM7 50H8V49H7ZM17 50H18V49H17ZM25 50H26V49H25ZM54 50H55V49H54ZM63 50H64V49H63ZM81 50H82V49H81ZM87 50H88V49H87ZM92 50H93V49H92ZM185 50H186V51H183V50H182V51H183L182 53L187 52V49H185ZM191 50H192V49H191ZM191 50H190V51H191ZM227 50H228V49H227ZM246 50H248V49H246ZM246 50H245V51H246ZM258 50H257V51H258ZM42 51H43V50H42ZM42 51H41V52H42ZM55 51H56V50H55ZM60 51H61V50H60ZM76 51H77V50H76ZM76 51H75V53H76ZM85 51H86V50H85ZM101 51H102V50H101ZM125 51H126V50H125ZM156 51H157V50H156ZM165 51H166V50H165ZM165 51H164V52H165ZM198 51H199V50H198ZM200 51H201V50H200ZM200 51H199V52H200ZM210 51H209V52H210ZM230 51H231V50H230ZM257 51H256L255 53H259V52H257ZM261 51H262L263 53H262ZM1 52H2V51H1ZM7 52H8V51H7ZM64 52H65V50H64ZM68 52H69V51H68ZM80 52H81V51H80ZM121 52H122V51H121ZM123 52H124V51H123ZM157 52H158V51H157ZM157 52H156L155 54H157ZM194 52H195V53H194ZM206 52H207V51H206ZM225 52H226V51H225ZM231 52H233V49H232ZM231 52H229V53H231ZM250 52H251V51H249V54H250ZM254 52H251V54L254 53ZM50 53H51V52H50ZM58 53H59V52H58ZM75 53H74V54H75ZM82 53H83V52H82ZM95 53H96V52H95ZM101 53H102V52H101ZM117 53H119V52H117ZM159 53H160V52H159ZM169 53H172V52H169ZM175 53H176V52H175ZM175 53H174V54H175ZM179 53H180V52H179ZM182 53H181L180 55H182V57H183V54H182ZM193 53L196 54L197 51H194V50H193ZM214 53H215V52H214ZM218 53H219V52H218ZM218 53H217V54H218ZM222 53H224V51H222ZM234 53H235V52H233V54H234ZM255 53H254V54H255ZM260 53H259V54H260ZM9 54H10V52H9ZM23 54H24V52H23ZM62 54H63V53H60V54H58L57 56L54 55L55 58H52V60H54V61L56 62L57 57H59V58L61 57V58H62V60H61V58H60L61 62H64V64L67 63L65 67H67V70H70V67H69L68 65H69V62H71V61L69 60L68 62H65V61H63V60H64V59H70L69 57L72 55V53L70 54V52H69V54H66V52H65L64 55H66V58H65V56L62 55ZM85 54H87V53H85ZM85 54L83 53V55H82L81 53H76V58H74V59H75L74 61L77 60V63H78V64L81 63L80 60H78V55H80V56L82 55L81 57L79 56V58L82 59L83 57H85ZM120 54H121V53H120ZM132 54H133V53H132ZM155 54H154V55H155ZM163 54H164V53H163ZM174 54H173V56H174ZM176 54H177V53H176ZM185 54H186V53H185ZM188 54H189V52H188ZM188 54H187V55H188ZM207 54H208V53H207ZM210 54H213V53H210ZM225 54H227V53H225ZM225 54H224V55H225ZM233 54H232V55H233ZM235 54H237V52H236ZM246 54H247V53H246ZM251 54H250V56H251V57H254V58H257V57H259V56H262V55H259V56L256 57V55H258V54L253 55V56H252ZM51 55H53V54H51ZM67 55H68V56H67ZM117 55H118V54H117ZM133 55H134V54H133ZM158 55H159V54H158ZM165 55H166V54H165ZM180 55H179V56H180ZM197 55H198V54H197ZM197 55H196V57H197ZM224 55H222V58H223ZM54 56H53V57H54ZM72 56H73V55H72ZM89 56H90V55H89ZM118 56H119V55H118ZM118 56H117V58H118ZM171 56H172V55H171ZM190 56H191V54H189V60H191L190 58H192V57H190ZM192 56H193V55H192ZM210 56H212V55H210ZM220 56H221V55H220ZM225 56H226V55H225ZM248 56H249V55L247 54L246 57H248ZM263 56H264V55H263ZM263 56H262V57H263ZM63 57H64V59H63ZM67 57H68V58H67ZM73 57H74V56H73ZM127 57H128V56H127ZM153 57H154V56H153ZM153 57H152V59H154L156 56H155L154 58H153ZM168 57H169V56H168ZM175 57H176V56H175ZM184 57H185V61H186V58H187V57H186V56H184ZM193 57H194V56H193ZM251 57H250V58H251ZM2 58H3V56H2ZM7 58H8V57H7ZM10 58H11V57H10ZM20 58H21V56H20ZM23 58H24V57H23ZM34 58L36 59V57H34ZM99 58H100V57H99ZM150 58H151V57H150ZM150 58H149V59H150ZM156 58H157V57H156ZM158 58H160V57H158ZM158 58H157V59H158ZM170 58H171V57H170ZM172 58H173V57H172ZM194 58H195V57H194ZM205 58H206V57H205ZM219 58H220V57H219ZM222 58H221V60H222ZM229 58H230V57H229ZM240 58H241V57H240ZM254 58H253V59H254ZM260 58H261V57H260ZM18 59H19V57H18ZM41 59H42V58H41ZM85 59H86V61H87V64H88V63H91V66H92V63H93V62H91L92 60H91V59H90V60H87L86 57H85ZM149 59H148V60H149ZM157 59H156V60H157ZM174 59L177 60V58H174ZM178 59H179V58H178ZM202 59H204V58L201 57V59H199V60H197V61H200V60H202ZM216 59H217V58H216ZM224 59H225V58H224ZM236 59H237V58H236ZM236 59L234 58V62H235ZM257 59H258V58H257ZM257 59H256V60H257ZM262 59H263V58H262ZM29 60H30V59H29ZM33 60H34V59H33ZM42 60H43V59H42ZM50 60H51V59H50ZM50 60H49V61H50ZM71 60H72V59H71ZM83 60H84V59H83ZM101 60H102V57H101V59H100V63H101V65H103V67H105L104 62L101 61ZM121 60H122V59H121ZM169 60H170V59H169ZM208 60H209V59H207V61H205V63H208V62H209ZM227 60H228V59H227ZM247 60H248L247 62H250L249 59H247ZM254 60H255V59H254ZM256 60L254 61L255 64H256ZM9 61H12V60H9ZM14 61H17V63L14 62V63L16 64L15 66L12 65V67H13V66L16 67V68H14V70H15V69L17 70L18 68H22V67H23V69H25L24 66H26V65H27L29 68L31 67V68H30V70L32 71V72L30 71L31 73H33V70H34L33 68L38 69V68H37L38 65L36 66V64H34V63H33L34 65L32 64V65H30V66H29V64H27V63L24 64V66H23V64L20 66L21 63L18 64V62H21L22 60H20V61H18V60H14ZM25 61H26V60H25ZM49 61H48V62H49ZM84 61H85V60H84ZM126 61H127V60H126ZM128 61H129V60H128ZM157 61H158V60H157ZM170 61H171V60H170ZM187 61H188V59H187ZM197 61H196V63H197ZM230 61L232 62L231 59H230ZM50 62H51V61H50ZM52 62H53V61H52ZM55 62H53V63L55 64ZM59 62H60V61H59V59H58L57 63H59ZM72 62H73V61H72ZM82 62H83V61H82ZM95 62H96V61H95ZM120 62H121V61H120ZM153 62H154V61H153ZM162 62H163V61H162ZM164 62H165V60H164ZM178 62H179V60H178ZM188 62H189V61H188ZM188 62H187V63L185 62V63L188 64ZM203 62H204V61H203ZM220 62L222 63V61L219 60V61H218V65L221 64ZM226 62H227V61H226ZM226 62H225V63H226ZM244 62H245V61H244ZM252 62H253V61H252ZM263 62H264V61H263ZM263 62H261V60H260L259 62L257 61V63H263ZM4 63H5V61H4ZM8 63H10V64H8ZM8 63L6 62L7 65H11V62H8ZM28 63H29V62H28ZM31 63H32V62H31ZM73 63H74V62H73ZM84 63H85V62H84ZM142 63H143V62H142ZM145 63H146V62H145ZM147 63H148V62H147ZM170 63H171V62H170ZM170 63H169V64H170ZM175 63H176V62H175ZM175 63H174V65L176 66ZM185 63H184V64H185ZM194 63H195V62H194ZM194 63H193V65H194ZM223 63H224V60H223ZM223 63H222V66H223ZM227 63H228V62H227ZM235 63H236V62H235ZM235 63H234V64H235ZM17 64H18V65H17ZM74 64H76V63H74ZM78 64H76V65H78ZM81 64H82V63H81ZM81 64H80V65H81ZM85 64H86V63H85ZM148 64H149V63H148ZM151 64H152V62H151ZM164 64H165V63H164ZM171 64H172V63H171ZM184 64H183V65H184ZM210 64H211V63H210ZM210 64L205 65V66H210ZM231 64H232V63H231ZM238 64H239V63H238ZM88 65H89V64H88ZM95 65H96V64H95ZM127 65H128V64H127ZM143 65H144V63H143ZM165 65H167V64H165ZM165 65H163V66H165ZM174 65H171L170 68H173V69H174V68H175ZM191 65H192V64H191ZM191 65H190V67H191ZM212 65H213V67H214V61H213V63L211 64V66H212ZM225 65H226V64H225ZM225 65H224V66H225ZM239 65H240V64H239ZM246 65H247V63H246ZM262 65H263V64H262ZM18 66H20V67H18ZM27 66H26V69L29 70V68H27ZM32 66H33V68H32ZM47 66H48V65H46L45 67H47ZM55 66H56V64H55ZM70 66H71V65H70ZM74 66H75V65H74ZM74 66H73V67H74ZM93 66H94V63H93ZM119 66H120V64H119ZM125 66H126V65H125ZM130 66H131V65H130ZM145 66H147V65H145ZM172 66H173V67H172ZM202 66H203V65H202ZM202 66H199L200 69L202 68ZM211 66H210L209 68H212ZM233 66H235V65H233ZM252 66H254L253 63H252V65H251L250 67H252ZM9 67H10V66H9ZM45 67H43V68H44V71H43V72H44V77H43V75H42L43 80L45 79V76H46L45 71H46V69H47L49 66H48L47 68H45ZM87 67H88V66H87ZM94 67L96 68L97 66H94ZM98 67H99V66H98ZM120 67H122V68H120V69H123L124 65L121 64ZM151 67H152V66H151ZM156 67H159V68H160V66H155V68H156ZM168 67H169V66H168ZM176 67H177V66H176ZM183 67H184V66H183ZM190 67H189V68H190ZM199 67H197V68H199ZM217 67H218V66H217ZM217 67H216V68H217ZM228 67H229V66H228ZM228 67H227V68H228ZM236 67H237V66H236ZM250 67H249V68H250ZM40 68H41V69H40ZM51 68H52V67H51ZM51 68H48V69H51ZM79 68H80V66H77V69H78V70H79ZM88 68H91V67L89 66ZM116 68H117V66H116L115 69H114L115 71H114V70H111L112 73H116V74H112L113 76H111V74H110V75L108 74V76H107L108 78H109L110 76H111L113 79H115V77H118V76H114V75H117L116 70H117L118 68H117V69H116ZM125 68H126L127 71H129V70L131 69V68H130V69L128 70V67H127V66L124 67V69H125ZM149 68H150V66L147 67V69H149ZM159 68H157V70H161V69H162V66H161V69H159ZM170 68H169V69H170ZM233 68H234V67H233ZM247 68H248V66H247ZM10 69H11V68H10ZM26 69H25V70H26ZM39 69L42 70V67H39ZM39 69H38V70H39ZM60 69H61V68H60ZM63 69H64V68H63ZM77 69H75L76 71H72V68H71L70 71H72V72H77ZM82 69H83L82 71L85 72V71H86V66H85V68L82 67ZM96 69L104 70L105 68H103V69L96 68ZM135 69H136V68H135ZM140 69H142V68H140ZM143 69H144V68H143ZM143 69H142V71H143ZM147 69H146V71L148 72L149 70H147ZM150 69H151V68H150ZM163 69H164V68H163ZM165 69H166V68H165ZM165 69H164V71H165ZM173 69H172V70H173ZM200 69H194V71H195V70L197 71V70H200ZM204 69H206V68H204ZM231 69H232V68H231ZM234 69H235V68H234ZM236 69L238 70V68H236ZM14 70H13V71H14ZM16 70H15V71H16ZM18 70H19V69H18ZM18 70H17V71H18ZM38 70H37V71H38ZM40 70H39V72H40ZM87 70H90V69H87ZM99 70H98V71H99ZM105 70H106V72L108 71L107 69H105ZM105 70H104V71H105ZM126 70H125V71H126ZM153 70H154V68H153ZM157 70H156V71H157ZM172 70H171V71H172ZM180 70H181V69H180ZM188 70H189V69H188ZM201 70H203V68H202ZM201 70H200V71H201ZM209 70H211V69H209ZM251 70H252V69H251ZM257 70H258V69H257ZM260 70H261V68H260ZM2 71H4V70H2ZM2 71H1V72H2ZM17 71H16V72H17ZM37 71H36V75H39V74H37ZM90 71H91V70H90ZM92 71H93V70H92ZM94 71H95V70H94ZM109 71H110V70H109ZM118 71H121V70H118ZM125 71H124V72H125ZM132 71H133V70H131V72H132ZM200 71H199V73H200ZM247 71H249V70H247ZM255 71H256V70H255ZM5 72H6V71H5ZM5 72H4V74H5ZM18 72H21V73H22V71H18ZM18 72H17V73H18ZM43 72H42V73H43ZM53 72H54V71H53ZM67 72H69V71H67ZM84 72H83V73H84ZM100 72H101V71H100ZM122 72H123V71H122ZM122 72H121V73H122ZM124 72H123V74H124ZM137 72H138V71H137ZM162 72H163V71H162ZM217 72H218V71H217ZM232 72H233V71H231L230 73H232ZM235 72H237V71H235ZM243 72H244V71H243ZM260 72H261V71H260ZM260 72H259V70H258V73H260ZM2 73H3V72H2ZM6 73H7V72H6ZM17 73H16V74H17ZM46 73H48V71H47ZM58 73H59V72H58ZM81 73H82V72H81ZM81 73L79 72V74H81ZM92 73H93V72H92ZM95 73H96V71H95ZM95 73H94V74H95ZM98 73H99V72H97V74H98ZM125 73H126V72H125ZM127 73H128V72H127ZM134 73H136L135 70H134ZM134 73H131V74H134ZM149 73H151V72H149ZM163 73H165V72H163ZM163 73L160 72L161 75H162ZM176 73H177V72H176ZM183 73H185V72H183ZM199 73H198V75H199ZM203 73H205V72H203ZM230 73H229V74H230ZM263 73H264V71H263ZM263 73H261V74L263 75ZM9 74H10V73H9ZM27 74H30L29 71H28ZM27 74H25V72H24L23 75H27ZM49 74H50V75H49ZM49 74H47V76L49 75V76L47 77V79H46L47 82H48V80H49V82H51V81L54 80V79L51 80V79L49 78V77H51V73H49ZM64 74H65V73H64ZM69 74H70V73H69ZM69 74H68V76H69ZM73 74H74V73H73ZM73 74H72V75H73ZM89 74H91V72L88 73L87 75H89ZM97 74H96V75H97ZM118 74H119V73H118ZM128 74H129V73H128ZM136 74H137V73H136ZM136 74H134L133 77H136ZM138 74H139V73H138ZM140 74H143V75H144V73H142V72H141ZM158 74H159V73H158ZM167 74H168V73H167ZM172 74H173V73H172ZM247 74H248V73H247ZM17 75H18V74H17ZM20 75H21V74H20ZM30 75H34V78H35V74H30ZM30 75H28V77H29ZM74 75H75V74H74ZM77 75H78V74H77ZM96 75L93 76V77H94V78H95V77L97 78ZM99 75H101V74L99 73ZM125 75H126V74H125ZM129 75H130V74H129ZM129 75H128V77H129ZM161 75H160V76H161ZM206 75H207V74H204L205 77H206ZM232 75H233V74H232ZM250 75H251V74H250ZM1 76H2V75H0V77H1ZM52 76H53V78H56L54 75H52ZM61 76H62V75H61ZM75 76H76V75H75ZM80 76H82V75H80ZM90 76L92 77V75H89V78H90ZM102 76H103V75H101V78H102ZM123 76H124V75H123ZM130 76L132 77V75H130ZM137 76H139V75H137ZM155 76H156V75H155ZM155 76H153V77H155ZM195 76H197V75H195ZM251 76H252V75H251ZM9 77H10V76H8V78H9ZM11 77H13V76H11ZM24 77H25V76H24ZM24 77H22V78L24 79ZM32 77H33V76H32ZM39 77H41V75L38 76V78H39ZM78 77H79V75H78ZM104 77H106V74H104ZM121 77H122V76H121ZM126 77H127V75L124 76V78H125V79H129L128 82H127V80H124L123 78H122V79H123L124 81H123V80H119V82H120V81H121V82L123 81V82L121 83L122 86H123V87H122L123 89H125L126 87H128L129 84H131V82H130V80H131L130 77H129V78H128V77L126 78ZM133 77H132V78H133ZM153 77H152V78H153ZM162 77H163V75L161 76V78H162ZM192 77H193V78H192ZM192 77H190V78L194 79V75H192ZM263 77H264V75H263ZM13 78L15 79V77H13ZM25 78L27 79V77H25ZM36 78H37V77H36ZM36 78L33 79V81H35ZM57 78H59V77H57ZM169 78H170V77H169ZM186 78H187V77H186ZM198 78H199V77H198ZM218 78H219V77H218ZM1 79H2V78H1ZM18 79H20V78L17 77V79H15V80L17 81ZM23 79H22V80H23ZM41 79H42V78H41ZM41 79H37V80L40 81ZM60 79H62V78H59V80H60ZM70 79H71V78H70ZM97 79H98V80H97ZM97 79H96V81H98V82L101 81V83H102L103 81H105L104 85H105V84H107V85H105V88H104V89H107V86L110 87L111 84H112V87L114 86V85H113L114 83H110V81H109L111 78H109V80L107 79V82H106V79H105V78H104V80H102V79L99 80V79H100L99 76H98ZM113 79H112V80H113ZM134 79H136V78H134ZM171 79H172V78H171ZM175 79H176V78H175ZM179 79H180V78H179ZM179 79H178V80H179ZM195 79H197V78H195ZM225 79H226V78L224 77V81H225ZM2 80H3V79H2ZM6 80L9 81V79H6ZM6 80H5V81H6ZM15 80H14V81H15ZM29 80H31V78H29ZM59 80H58V82H57V84H58L57 87H58L59 84H60V83H59ZM74 80H75V79H74ZM88 80H89V79H88ZM90 80H93V79H90ZM94 80H95V79H94ZM115 80H116V79H115ZM136 80H138V81L140 82L139 79H136ZM136 80H134V82H137ZM151 80H152V79H151ZM160 80H162V79H160ZM169 80H170V79H169ZM172 80H173V79H172ZM187 80H189V78H188ZM190 80H191V79H190ZM198 80H199V79H198ZM216 80H218V79H216ZM263 80H264V79H263ZM3 81H4V80H3ZM3 81H2V82H3ZM7 81H6V82H7ZM18 81H20V80H18ZM41 81H42V80H41ZM60 81H61V80H60ZM65 81H67V80H65ZM78 81L82 84V82H81V81H82V78H81V81H80L79 79H78ZM96 81H95V83H96ZM108 81H109V82H108ZM10 82H11V79H10ZM12 82H13V80H12ZM12 82H11V83H12ZM49 82H48V83H49ZM55 82H56V81H54V83H55ZM62 82L64 83L63 80H62ZM98 82H97V83H98ZM111 82H112V81H111ZM116 82H117V81H116ZM124 82H125V83H126V82L128 83V84H127V83L125 84V85H127V86H125V88H124V84H123ZM129 82H130V83H129ZM134 82H133V80H132V86L134 85ZM147 82H148V81H147ZM150 82H151V81H150ZM160 82H161V81H160ZM178 82H179V81H178ZM178 82H174V81H173V83H175V85L179 87L180 84H179ZM187 82H188V81H187ZM190 82H191V81H190ZM196 82H197V81H196ZM212 82H213V81H212ZM212 82H211V84H212ZM14 83H15V82H14ZM19 83H21V81H20ZM43 83H44V82H42V84H43ZM48 83H45L44 86L46 85V86L48 87V89H49L50 87H49ZM92 83H93V82H92ZM101 83H100V84H101ZM108 83H109L110 85H108ZM177 83H178V85H177ZM192 83H193V82H192ZM225 83H226V81H225ZM229 83H230V82H229ZM1 84H4V83H1ZM55 84H56V83H55ZM71 84H73V82H72ZM102 84H103V83H102ZM115 84H118V83H115ZM135 84H137V83H135ZM169 84L171 85L170 81H169ZM196 84H197V83H196ZM227 84H228V83H227ZM8 85H9V84H8ZM20 85H21V84H20ZM75 85H76V84H75ZM77 85H79V84H77ZM82 85L85 86V83H83ZM92 85H93V84H92ZM98 85H99V83L97 84V86H98ZM104 85H103V86H104ZM170 85H169V86H170ZM188 85H190V84H188ZM55 86H56V85H55ZM55 86H54V87H55ZM68 86H69V85H68ZM97 86H93V87L90 86V87L93 88V90H96L97 88H94V87H97ZM103 86L101 85L102 88H99L100 86L98 87V88H99L98 90H100L98 94H100V95H101V90H104V89H103ZM117 86L119 87V85H117ZM117 86L115 85L114 87H117ZM129 86L131 87V85H129ZM135 86H136V85H134V87H135ZM141 86H142V88H143V85H141ZM156 86H158V85H156ZM182 86H183V85H182ZM57 87H55V88H57ZM59 87L62 88L61 85H60ZM59 87H58V88H59ZM63 87H64V85H63ZM69 87H70V86H69ZM78 87H79V86H78ZM78 87H77V88H78ZM80 87H81V86H80ZM86 87H89V86H86ZM90 87H89V88H90ZM114 87H113V88H114ZM118 87H117V88H118ZM120 87H121V86H120ZM120 87H119V88H120ZM134 87H133V88H134ZM167 87H168V86H167ZM178 87H176V88H178ZM185 87H186V86H185ZM187 87H188V86H187ZM16 88H17V87H16ZM65 88H66V87H65ZM77 88L74 87V89L78 90L79 88H78V89H77ZM82 88H83V87H82ZM89 88H87V89H89ZM91 88H90V89H91ZM113 88H111V89H113ZM119 88H118V90H119ZM197 88H198V87H197ZM42 89H43V88H42ZM42 89H41V90H42ZM52 89H53V86H52ZM63 89H64V88H63ZM74 89H73V90H74ZM83 89H86V88H83ZM115 89H116V88H115ZM123 89H122V90H123ZM126 89H127V88H126ZM130 89H131V88H129V89H127V90H130ZM144 89H145V88H144ZM165 89H166V88H165ZM168 89H170V88H168ZM22 90H23V89H22ZM35 90H37V89H35ZM43 90H45V89H43ZM46 90H47V89H46ZM56 90H57V89H56ZM98 90L95 91V92L97 93ZM109 90H110V89H109ZM116 90H117V89H116ZM118 90H117V91H118ZM122 90H120V92H121ZM147 90H148V89H147ZM176 90H177V89H176ZM176 90H175V92H176V95H177V91H178V93H179V90H177V91H176ZM196 90H197V89H196ZM210 90H211V89H210ZM14 91H15V90H14ZM50 91H52V90H50ZM74 91H75V90H74ZM74 91H72V92H74ZM91 91H92V90H91ZM106 91H107V92H106ZM106 91H105V93H108V95H109V94H112L111 92H110V93L108 92V89H107ZM110 91H111V90H110ZM132 91H137V90H133V89H132ZM161 91H162V90H161ZM166 91H167V90H166ZM168 91H169V90H168ZM168 91H167V94H168ZM190 91H191V90H190ZM32 92H33V91H32ZM45 92H46V91H45ZM47 92H48V91H47ZM47 92L45 93L46 95H47ZM66 92H67V91H66ZM95 92H94V93H95ZM112 92H113V91H112ZM115 92H116V91H115ZM120 92H119V94L121 95ZM122 92H123V91H122ZM124 92H125V90H124ZM145 92H146V91H145ZM163 92H164V91H163ZM163 92H161V93H163ZM22 93H24V92H22ZM50 93H51V92H49V94H50ZM52 93H53V92H52ZM55 93H56V92H55ZM55 93H54V94H55ZM62 93H63V92H62ZM62 93H61V94H62ZM67 93H68V92H67ZM70 93H71V92H70ZM74 93H76V92H74ZM80 93H81V92H80ZM88 93H91V92H88ZM92 93H93V92H92ZM96 93H95V96L97 95ZM117 93H118V92H117ZM117 93H116V94H113V96L111 95V96L113 97V98H112V97L110 98L111 101H112V99L115 98L114 95H117ZM133 93H134V92H133ZM157 93H158V92H157ZM186 93H187V92H186ZM191 93H192V92H191ZM207 93H208V92H207ZM26 94H27V93H26ZM54 94H51V95H52V96H51L52 98H53ZM56 94H57V93H56ZM56 94H55V98H57L56 96L58 95V94H57V95H56ZM78 94H79V93H78ZM82 94H84V92H83ZM85 94H86V93H85ZM119 94H118L117 98H118V97H119V98H120V97H121V98H125V97L127 98V96L124 97V94H125V93L122 94L123 96H119ZM127 94H128V91H127ZM129 94H130V92H129ZM141 94L143 95V93H141ZM144 94H145V93H144ZM180 94H181V93H180ZM24 95H25V94H24ZM63 95H64V94H63ZM79 95H81V94H79ZM86 95L88 96V94H86ZM103 95H104V94H103ZM106 95H107V94H106ZM159 95H160V94H159ZM159 95H158V98L160 99ZM163 95H164V93H163ZM174 95H175V93H174ZM178 95H179V94H178ZM193 95H194V94H193ZM5 96H6V95H5ZM10 96H13V95H10ZM31 96H32V95L29 94V98H27V101H28V99L30 100V97H31ZM68 96H69V95H68ZM71 96H72V99L78 98V97H76V96H78L77 93L75 94V96H73V94L71 93ZM71 96H69V100L71 101L70 104L74 103V106H75V104H77V105H78V108H76V107H73V108L78 109V112H81V110L79 111V109H80V107H81V108L83 107L82 104H83V105L85 104V103H84L85 100L81 99L82 97L79 98L80 100H79L78 102L81 101V104H80L81 106H80L77 102H75L74 100L72 101V99H70ZM82 96H83V95H82ZM91 96L94 97V94L91 95ZM98 96H99V95H98ZM104 96H105V95H104ZM104 96H103V97H104ZM167 96H168V95H167ZM185 96H186V95H185ZM15 97H16V95H15L13 98H15ZM51 97H49V98L51 99ZM74 97H75V98H74ZM88 97H90V95H89ZM101 97H102V96H101ZM103 97L101 98V100L103 99ZM129 97H130V95H129ZM135 97H136V96H135ZM201 97H202V96H201ZM218 97H220V95H219ZM19 98H22V96H21V97L19 96ZM25 98H26V97H25ZM61 98H62V97H61ZM66 98H67V97H66ZM83 98L85 99V98H87V97H83ZM97 98H98V97H97ZM97 98H95V97H94V99L91 98L90 101H91V102H92V101L94 102V100H95V102H96V99H97ZM105 98H106V96H105ZM105 98H104V99H105ZM107 98H109V97L107 96ZM126 98H125V99H126ZM177 98H178V97H177ZM183 98H184V97H183ZM213 98H214V97H213ZM213 98H212V99H213ZM1 99H2V98H1ZM32 99H34V98H31V100H32ZM50 99H49V101H50ZM57 99H58L57 101L59 102V96H58ZM87 99H88V98H87ZM104 99H103V100H104ZM131 99H133V98H131ZM139 99H140V98H139ZM162 99H163V98H161V100H162ZM185 99H187V97H186ZM12 100H13V99H12ZM14 100H15V99H14ZM17 100H18V97H17ZM17 100H16V102H17ZM19 100H20V99H19ZM31 100H30V102H31V104H32V101H31ZM67 100H68V99H66V101H67ZM77 100H78V99H77ZM98 100H99V99H98ZM106 100L108 101V99H105L104 101H106ZM118 100L122 102V100H120V99H118ZM118 100L116 99V101L118 102V103H117L118 106H117L116 109L114 110L116 113H117V111H118L119 109H121L120 106H119V105H120V104H119L120 102H119ZM128 100H130V99H128ZM161 100H159V102H160ZM174 100H176V99L174 98ZM216 100H217V99H216ZM257 100H258V99H257ZM259 100H260V99H259ZM0 101H2V100H0ZM25 101H26V100H25ZM51 101H52V100H51ZM51 101H50L49 104H52ZM57 101H55V102H56V106H55L56 109H57V107H58L57 104H59ZM87 101L89 102V100H87ZM113 101H114V100H113ZM116 101H114V103H115ZM123 101H124V100H123ZM137 101H138V100H137ZM179 101H180V100H179ZM13 102H15V101H13ZM34 102H35V100H34ZM34 102H33V104H34ZM63 102H64V104H65V101H63ZM82 102H83V103H82ZM91 102H90L89 104H91ZM97 102H98V101H97ZM108 102H109V101H108ZM108 102H103V103H106V104H107ZM124 102H125V101H124ZM124 102H123V103H124ZM126 102H128V101L126 100ZM126 102H125V104H126ZM130 102H132V101H130ZM133 102H134V101H133ZM140 102H141V101H140ZM192 102H193V101H192ZM196 102H198V100L195 101V103H196ZM211 102H212V101H211ZM216 102H217V101H216ZM260 102H261V101H260ZM8 103H9V102L6 101V104H8ZM17 103H18V102H17ZM17 103H16V105H17ZM86 103H87V102H86ZM100 103H101V102H100ZM103 103H101V104H103ZM161 103H162V102H161ZM178 103H179V102H178ZM204 103H205V102H204ZM29 104H30V103H29ZM41 104H42V103H41ZM41 104H40V105H41ZM62 104H63V103H62ZM87 104H88V103H87ZM87 104H86V107H83V108H87V107L89 106V104H88V105H87ZM101 104H99V105H101ZM176 104H177V103H176ZM196 104H197V103H196ZM208 104H209V103H208ZM208 104H207V105H208ZM224 104H225V103H223V105H224ZM12 105H13V104H12ZM21 105H22V104H20V106H21ZM23 105H24V103H23ZM35 105H36V104H35ZM38 105H39V104H38ZM40 105H39V106H40ZM47 105H48V104H47ZM54 105H55V104H54ZM91 105H93V103H92ZM94 105H95V106H94ZM94 105H93V106H94L95 108L92 106L93 110H96V108L99 109V107H98L97 104H94ZM113 105H114V104H113ZM113 105H112V106H113ZM123 105H124V104H123ZM191 105H192V104H191ZM207 105H206V106H207ZM5 106H6V105H5ZM44 106H45V105H44ZM59 106H60V105H59ZM71 106H72V105H71ZM79 106H80V107H79ZM107 106H108V105H107ZM107 106H106V107H107ZM121 106H122V103H121ZM124 106H125V105H124ZM132 106H133V105H132ZM193 106H194V104H193ZM193 106H192V107H193ZM224 106H225V105H224ZM14 107L17 108L18 106H11V110H13ZM31 107H32V105H31ZM31 107H30V108H31ZM34 107H35V106H33V110H32V112H30V115H29V116H31V113L37 112V110L35 111ZM41 107H42V106H41ZM46 107H48V106H46ZM60 107L62 108V106H60ZM90 107H91V106H90ZM138 107H139V106H138ZM8 108H9V107H8ZM28 108H29V106H28ZM36 108H37V107H36ZM51 108H52V111H53V107H51ZM51 108H50V106H49V110H48V111H50ZM63 108H64V106H63ZM63 108H62V109H59V108H58L59 112H62V111L64 110ZM73 108H72V110H73ZM83 108H82V109H83ZM88 108H89V107H88ZM88 108H87V109H88ZM103 108H105V106L102 107L101 109H99V110L97 109V110H98L99 112H100V111L102 112V111H103ZM118 108H119V109H118ZM127 108H128V107H127ZM181 108H182V107H181ZM185 108H186V107H185ZM197 108H198V107H197ZM197 108H195V109H197ZM1 109H2V108H1ZM18 109H19V108H18ZM20 109H21V108H20ZM44 109H45V108L43 107L42 110H44ZM67 109H68V108H67ZM75 109H74V110H75ZM107 109H108V108H107ZM122 109L125 110L124 107H123ZM136 109H137V108H136ZM2 110H3V109H2ZM21 110H22V109H21ZM21 110H20V111H21ZM23 110H24V109H23ZM26 110H27V109H26ZM40 110H41V109H40ZM58 110H56V113L58 112ZM60 110H62V111H60ZM93 110H92V111H93ZM97 110H96V111H97ZM109 110H110V109H109ZM116 110H117V111H116ZM137 110H138V109H137ZM140 110H141V109H140ZM190 110H192V109L190 108ZM190 110H189V111H190ZM193 110H194V107H193ZM54 111H55V108H54ZM75 111H76V110H75ZM89 111H91V108L89 109ZM89 111H88V112H89ZM114 111H113V114L115 113ZM119 111H121V110H119ZM119 111H118V113H119ZM3 112H4V111H3ZM23 112H24V111H23ZM27 112H29V111H27ZM42 112H43V111H42ZM59 112H58V113H59ZM72 112H74V111H72ZM106 112H107V111L105 110V113H106ZM110 112H111V111H110ZM136 112H138V111H136ZM262 112H263V111H262ZM12 113H14V112L12 111ZM44 113H45V111H44ZM83 113H84V110H83ZM86 113H87V112H86ZM90 113H91V112H89V113H87V114H85V113H84V114L80 113V114L83 116V123H84V119H86V120L89 121V119H87V117H88V118L92 117L91 114H93V112H92L91 114H90ZM95 113H96V115H98V116H99V114H100V113H98V112H95ZM118 113H117V114H118ZM121 113L123 114L122 111H121ZM125 113H126V112H125ZM138 113H139V112H138ZM177 113H179V111H177ZM180 113H183V112H180ZM199 113H200V112H199ZM201 113H202V112H201ZM15 114H16V113H15ZM46 114H47V113H46ZM53 114H54V112H53ZM69 114H71V110H70V113H68V118L70 119V116H71V115H69ZM76 114H78V113H76V112H75V114L73 113V117H74V118L77 117V116H74V115H76ZM88 114L90 115V117L88 116ZM102 114H104V113H103V112L101 113V118H100V119H104V118H102V117L104 116V115L102 116ZM106 114H107V113H106ZM110 114H111V113H110ZM113 114H112V115H113ZM130 114H131V113H130ZM135 114H137V113H135ZM203 114H204V113H203ZM0 115H1V114H0ZM4 115H5V114H4ZM36 115H37V113H36ZM38 115H39V113H38ZM42 115H44V114H42ZM47 115H50V113L47 114ZM47 115H46V116H47ZM59 115H60V114H59ZM81 115H80V116H81ZM85 115L87 116L86 118H84ZM178 115H179V114H178ZM11 116H12V115H11ZM24 116H25V115H24ZM26 116H27V115H26ZM55 116H56V115H55ZM55 116H54L52 119H54ZM57 116H58V114H57ZM57 116H56V117H57ZM65 116H66V115H65ZM80 116H79V117H80ZM94 116H95V115H94ZM118 116H119V115H118ZM139 116H140V115H139ZM193 116H194V114H193ZM193 116H192V117H193ZM260 116H261V115H260ZM263 116H264V115H263ZM19 117H20V116H19ZM34 117H35V116H34ZM37 117H38V116H37ZM62 117H64V115H62ZM71 117H72V116H71ZM96 117H97V116H96ZM106 117H107V116H105V118H106ZM113 117H114V115H113ZM113 117H112V118H113ZM119 117H120V116H119ZM133 117H136V115H135V116H131V119H132ZM192 117H191V118H192ZM255 117H256V116H255ZM3 118H4V117H3ZM28 118H29V117L27 116V119H28ZM32 118H33V117H32ZM38 118H39V120H40V122H41V119H42V118L40 117V115H39ZM49 118L51 119V117H49ZM65 118H66V117H64L63 120H65ZM68 118H67V120H68ZM107 118H108V117H107ZM110 118H111V117H110ZM112 118H111V119H112ZM129 118H130V117H129ZM191 118H190V119H191ZM258 118H259V117H258ZM6 119H8V118L6 117ZM18 119H19V118H18ZM47 119H48V117L46 118L45 115H44V120H43V122H45ZM59 119H62L61 116H60ZM81 119H82V118H81ZM98 119H99V118H98ZM117 119H118V118H117ZM39 120H38V119H37V121L35 120V121L37 122V125H38V121H39ZM48 120H49V119H48ZM54 120H55V119H54ZM54 120H52V121H53L52 124L54 123V125H55V122L57 121V119L55 120V122H54ZM74 120H75V119H74ZM90 120H91V119H90ZM132 120H133V119H132ZM28 121H30V119H28ZM35 121H34V122H35ZM129 121L131 122L130 119H129ZM5 122H6V120H5ZM10 122H11V121H10ZM70 122H71V121H70ZM75 122H76V121H75ZM130 122H129V124H130ZM136 122H138V120H136ZM136 122H135V123H136ZM8 123H9V122H8ZM26 123H28V122H26ZM57 123H58V122H57ZM64 123H65V126H62V127L67 128V125L69 124V126H68V129L70 130L69 132H74V133H75V134H73V133H70V134H72V136H74V137H78V139H79V136H78V135L76 136V131H77V130H76V128H74L76 131H73V127H74V126H75V127L79 126L80 123H79L78 125L75 124L74 126L71 125L69 122H68L67 125H66L67 122H64ZM86 123L88 124V122H86ZM89 123H90V122H89ZM96 123H97V122H96ZM104 123H105V122H104ZM104 123H103V124H104ZM131 123H132V122H131ZM39 124H40V123H39ZM45 124H46V123H45ZM45 124H44V125H45ZM103 124H102V125H103ZM105 124H107V123H105ZM115 124H116V122H115ZM129 124H128V127H127L128 129H130V128H131L130 126H132V125L129 126ZM11 125H12V124H11ZM34 125H35V124H34ZM34 125H33V126H34ZM37 125H36V126H37ZM42 125H43V124H42ZM44 125H43V126H44ZM63 125H64V124H63ZM76 125H77V126H76ZM81 125H82V124H81ZM83 125H85V124H83ZM4 126H5V125H4ZM8 126H9V125H8ZM16 126H19V124L16 125ZM16 126H15V127H16ZM39 126H40V125H39ZM46 126H47V127H50V126H48L47 124H46ZM46 126H45V127H46ZM71 126H73V127H71ZM86 126H87V125H86ZM103 126H104V125H103ZM103 126H102V127H103ZM9 127L12 129L11 126H9ZM40 127L43 128L42 126H40ZM47 127H46V128H47ZM59 127H60V125H59ZM70 127H71L72 131H71ZM84 127H85V126L81 127V128H83V131L85 130ZM87 127H88V126H87ZM93 127H94V126H92L91 128L89 127V128H90V133L93 131V130L91 131V129H93ZM106 127H107V126H106ZM122 127H123V126H122ZM137 127H138V126H137ZM137 127H136V129H137ZM261 127H262V126H261ZM0 128H1V126H0ZM2 128H3V127H2ZM5 128H6V129H5ZM5 128H4V129H5L4 132H6V130H7V127H5ZM19 128H20V127H19ZM41 128L38 127V129L42 132L43 130H42ZM46 128H45V129H46ZM53 128H55V127H53ZM89 128H88V129H89ZM104 128H105V127H104ZM123 128H124V127H123ZM127 128H126V130L128 131ZM14 129L16 130L17 128H14ZM43 129H44V128H43ZM55 129H56V128H55ZM57 129L60 130L58 127H57ZM68 129H66V130L68 131ZM77 129H78V128H77ZM88 129H86V130H88ZM256 129H257V128H256ZM258 129H259V128H258ZM260 129H261V128H260ZM2 130H3V129H2ZM12 130H13V129H12ZM17 130H18V129H17ZM17 130H16V131H17ZM39 130H38V131H39ZM46 130H47V132H48V130L50 131L51 129H50V128H49V129L47 128ZM61 130H62V129H61ZM79 130H80V129H79ZM79 130L77 131V134L80 132ZM122 130H123V129H122ZM0 131H1V129H0ZM16 131H14V132H16ZM20 131H21V130H20ZM35 131H36V130H35ZM104 131H105V129H104L102 132H104ZM119 131H121V130L119 129ZM258 131H259V130H258ZM9 132H10V130H9ZM14 132H12V134H14ZM21 132H23V131H21ZM44 132H45V130H44ZM44 132H42V134H43ZM50 132H51V131H50ZM54 132L56 133V130H55ZM85 132H86V131H85ZM88 132H89V131H88ZM114 132H115V131H114ZM122 132H123V131H122ZM122 132H121V133H122ZM135 132H136V131H135ZM137 132H138V129H137ZM137 132H136V133H137ZM139 132H140V131H139ZM2 133H3V132H2ZM10 133H11V132H10ZM16 133H17V132H16ZM39 133H40V132L37 133V136H40V137H41L42 134L39 135ZM59 133H60V132H59ZM59 133H56V134L59 135ZM83 133H84V132H83ZM90 133L88 134V133L86 132V134H88V136L90 135L91 137H94V138H95V139H93V140H97L96 138H101V137H102V134H100V135H101V137H100V136L98 135L99 132H96V130H95L94 133L92 132V135H91ZM96 133H97V134H96ZM110 133H111V132H110ZM127 133H128V132H127ZM257 133H258V132H257ZM12 134H11V135H12ZM24 134H25V133H24ZM26 134H27V133H26ZM45 134H46V133H45ZM51 134L53 135V132H52ZM93 134H94L96 137H95ZM103 134H104V133H103ZM117 134H118V133H117ZM132 134H134V132H133ZM1 135H2V134H1ZM11 135H10V136H11ZM18 135H19V134H18ZM18 135H15V137L18 136ZM22 135H23V134H22ZM22 135H21V136H22ZM35 135H36V134H35V132H34V136H35ZM47 135H48V134H47ZM52 135H50V137H48L49 135L47 136V138H50L48 141H50L51 138L54 137V136H52ZM64 135H65V134H63V136H64ZM79 135H80V133H79ZM83 135H84V134H83ZM97 135H98V137H97ZM105 135H106V134H105ZM126 135H127V134H126ZM5 136H6V134H5ZM19 136H20V135H19ZM21 136H20V137H21ZM30 136H31V135H30ZM86 136H87V135H86ZM2 137H3V136H2ZM2 137H1V138H2ZM20 137H19V138H20ZM65 137H67V136H66V135H65L64 137L61 136V138L58 137L57 140L60 139V140H61L60 142L62 143V141H63L62 138H65ZM80 137H82V135H81ZM7 138H10V137H7ZM12 138H13V140H14V136H12ZM19 138L16 137L15 139H17V140H15L14 142L17 143L16 141H18ZM21 138H23V137H21ZM31 138H32V137H31ZM33 138H34V137H33ZM33 138H32V140H33ZM35 138H36V136H35ZM35 138H34V139H35ZM38 138H39V137H37L34 141H32V143H33V142H35V143L38 142V143H39V141L37 140ZM54 138H56V137H54ZM87 138H88V137H87ZM105 138H106V136H105ZM105 138H104V139H105ZM114 138H115V137H114ZM10 139H11V138H10ZM10 139H9V140L6 139V141H10ZM67 139H69V138H67ZM67 139H65V141H66ZM71 139H72V138H71ZM73 139H74V138H73ZM85 139H86V138H85ZM116 139H117V138H116ZM122 139H124V137H123ZM127 139H128V138H127ZM135 139H136V138H135ZM135 139H134V140H135ZM20 140H22V139H20ZM29 140H30V139H29ZM29 140L27 139L28 143L31 142V141L29 142ZM93 140L91 139L92 142H93ZM98 140H99V139H98ZM106 140H107V139H106ZM23 141H24V139L22 140V142H23ZM41 141H42V140H41ZM48 141H47V142H48ZM52 141H53V140H52ZM65 141H63V142H65ZM76 141H77V140H76ZM79 141L81 142L80 139H79ZM101 141H102V138H101ZM101 141H100V142H101ZM112 141H113V140H112ZM4 142H5V141H4ZM20 142H21V141H20ZM20 142H19V144H20ZM22 142H21V143H22ZM53 142H55V141H53ZM80 142H79V144H80ZM85 142H86V143H85L84 145L87 146L86 144H88L89 141H88V143H87V141H85ZM96 142H97V141H96ZM98 142H99V141H98ZM100 142H99V143H100ZM131 142H132V141H131ZM2 143H3V142H2ZM7 143H8V142H7ZM11 143H12V142H11ZM15 143H14V146H13V147L18 148V147H17V144H16V146H15ZM26 143H27V142H25L24 145H27V146H28L27 148L29 149V145L26 144ZM35 143H34V145H32V146H34L33 149H35V146H36ZM40 143H41V142H40ZM48 143H49V142H48ZM55 143H57V142H55ZM58 143H59V142H58ZM58 143H57V145L54 146L55 148H56V146L58 147V146L60 145V144H58ZM68 143H69V145H73L72 143H74V142H73V140H70V142H68V141L66 142V144H68ZM75 143H76V142H75ZM119 143H120V142H118V144H119ZM9 144H10V142H9ZM64 144H65V143H64ZM81 144H83V143H81ZM89 144H90V143H89ZM94 144H95V143H94ZM104 144H105V143H104ZM121 144H122V143H121ZM129 144H130V142H129ZM41 145H42V144H41ZM41 145H39V146L42 147L43 145H42V146H41ZM46 145L48 146V144H46ZM46 145H45V146H46ZM76 145H77V144H76ZM119 145H120V144H119ZM124 145H125V144H124ZM4 146H6V145H4ZM9 146H12V145L10 144ZM9 146H8V147H9ZM47 146H46V147H47ZM52 146H53V144H52ZM52 146H51V147H52ZM80 146H81V145H80ZM82 146H83V145H82ZM117 146H118V145H117ZM8 147H4V148H8ZM19 147H20V145H19ZM22 147H24V146H22ZM54 147H53V148H54ZM60 147H61V146H60ZM72 147H73V146H72ZM88 147H89V146H88ZM97 147H98V146H96V148H97ZM105 147H106V146H105ZM108 147H109V146H108ZM108 147H107V148H108ZM111 147H113V146H111ZM111 147H109V148H111ZM256 147H257V146H256ZM4 148H3V145H2L1 151H2ZM20 148H21V147H20ZM20 148H19V149H20ZM69 148H71V146H70ZM73 148H74V147H73ZM82 148H83V147H82ZM85 148H86V147H85ZM90 148H92V147H90ZM96 148H95V149H96ZM103 148H104V147H103ZM113 148H114V147H113ZM10 149H12V148H10ZM24 149L26 150V148H24ZM37 149H38V150H37ZM39 149L41 150L42 148H38V147L36 148L37 151H40ZM61 149H62V148H61ZM67 149H68V148H67ZM120 149H122V148L120 147ZM125 149H127V148H125ZM125 149H124V150H125ZM5 150H7V149H5ZM49 150H51V148H50V149L48 148V151H49ZM64 150H65V149H64ZM68 150H69V149H68ZM70 150H71L70 152H73V151L77 150V148H76V149H75V148H74V149H70ZM85 150H88V149H85ZM96 150H97V149H96ZM96 150H95V152H96ZM112 150H113V149H112ZM128 150H129V149H128ZM131 150H132V149H131ZM253 150H254V149H253ZM3 151H4V150H3ZM12 151H13V150H12ZM12 151H10V152H12ZM21 151H22V150H21ZM21 151L19 150V152H21ZM37 151H36V152H37ZM41 151H42V150H41ZM41 151L38 152V153H44V152H41ZM48 151H45V152H46V154L49 155V152H50V151H49V152H48ZM56 151H57V150H56ZM78 151H81V150L78 149ZM90 151H91V149H90ZM90 151H89V152H90ZM106 151H108V149H107ZM121 151H122V150H121ZM8 152H9V151H7V153H8ZM14 152H15L16 154H15ZM23 152H24L25 155H26L27 152H26V151H23ZM34 152H35V151H34ZM34 152L30 151V152H28V153H29V154L32 153L34 156L39 157V158L41 157V156H38L37 153L34 154ZM51 152H52V151H51ZM57 152H59V151H57ZM104 152H105V151H104ZM104 152H103V153H104ZM119 152H120V151H119ZM128 152H129V151H128ZM13 153L15 154V156L18 155V154L21 155V153H18V152L15 151V150L13 151ZM28 153H27V155H28ZM52 153H53V152H52ZM52 153H51V155H52ZM55 153H56V152H54V154H55ZM64 153L66 154L67 151H66V152L64 151ZM64 153H62V151H61V152H60V155L63 156ZM77 153H78V152H77ZM83 153H84V152H83ZM108 153H110V152H108ZM115 153H116V152H115ZM9 154H11V153H9ZM32 154H31V155H32ZM36 154H37V155H36ZM44 154H45V153H44ZM65 154H64V155H65ZM68 154H71V153H68ZM105 154H106V153H105ZM105 154H104V155H105ZM111 154H112V151H111ZM257 154H258V153H257ZM257 154H256V155H257ZM4 155H5V154H4ZM11 155H12V154H11ZM11 155H10V157H11ZM25 155H24V156H25ZM31 155H29V156H31ZM33 155H32V157H33ZM57 155H58V158H57V156L54 155V156H55V161H56V159H57V161H58V159H59V157H60V155H59L58 153H57ZM76 155H77V154H76ZM76 155H74V156H72V157H75V158L78 160V159L80 158L79 156L81 155V152L77 155V157H76ZM83 155H84V154H83ZM94 155H95V154H94ZM116 155H117V154H115L114 157H116ZM253 155H254V154H253ZM12 156H13V155H12ZM21 156H23V154H22ZM29 156L22 157L21 159H22V160L25 159V161H27L26 159L31 160L30 158H27V157H29ZM44 156H45V155H44ZM62 156L60 157L61 159L63 158ZM65 156L68 157L67 154H66ZM88 156H89V155H88ZM106 156H107V155H106ZM111 156H112V155H111ZM147 156H148V155H147ZM157 156H158V155H157ZM173 156H175V155H173ZM45 157H47V156H45ZM52 157H53V155H52ZM78 157H79V158H78ZM85 157H86V156H85ZM85 157H84V158H85ZM89 157H90V159H92L91 156H89ZM123 157H125V156H123ZM158 157H159V156H158ZM158 157H157V158H158ZM252 157H253V156H251V159H252ZM1 158H2V157H1ZM1 158H0V159H1ZM4 158H5V157H4ZM13 158H14V156H13ZM13 158H11V159H13ZM17 158H19V157L16 156V157L14 158V160H16ZM39 158H36V159H39ZM47 158H48V157H47ZM47 158H46V160L49 159V158H48V159H47ZM50 158H51V157H50ZM101 158H102V157H101ZM105 158H106V157H105ZM117 158H118V157H117ZM121 158H122V157H121ZM151 158H152V157H151ZM167 158H168V157H167ZM167 158H165V160H166ZM11 159H10L9 162H7V163H10ZM21 159H20V160H21ZM36 159H33V160H35V161L32 160L34 164H36V162L38 161V160L36 161ZM61 159H59V160H61ZM64 159H66V158H64ZM64 159H62V160H64ZM80 159H81L80 161L83 160V158H80ZM99 159H100V158H99ZM119 159H120V158H119ZM127 159H128V158H127ZM5 160L8 161V159L6 158V159H4V161L1 160V162L4 163ZM14 160H12L13 162L11 161V163H16V162H17V160H16V161H14ZM42 160H43V159L40 158V161H41V162H43ZM44 160H45V159H44ZM62 160H61V161H62ZM114 160H115V162H114L113 164H116L115 166L119 167L118 169H119L121 172H122L123 170H129V169H127V167H126V165L128 164V162H126V161H127L126 159H124V160H126V161H122V165L125 164V163H127V164L124 165V166H122V167H120V165H119V166L117 165V163L119 162L118 159H114ZM114 160H113V161H114ZM116 160H118L117 163H116ZM122 160H123V159H122ZM130 160H131V159H130ZM134 160H136V159L134 158ZM152 160H153V159H152ZM152 160H151V161H152ZM240 160H241V159H240ZM240 160H239V161H240ZM25 161H23V163H24ZM40 161H39V162H40ZM50 161H51V160H49L48 162H50ZM55 161L52 162L53 164L50 165V168H49L48 165H47L48 167L45 166V168L47 167V168H49V171H52V170H50V169H51V166H55V165H54V164H55ZM78 161H79V160H78ZM89 161H90V160H89ZM120 161H121V160H120ZM132 161H133V159H132ZM132 161H131V164H132L133 162H135V161H133V162H132ZM138 161H139V160H138ZM140 161H141V159H140ZM140 161H139V162H140ZM144 161H145V159H144ZM144 161H143V162H144ZM153 161H154V160H153ZM153 161H152V162H153ZM167 161H168V160H167ZM39 162H37V165L39 164ZM63 162H65V160H64ZM63 162H61V163H60V162H57L56 166H57V165H58V166H57V168H54V169H56V170H53V172L57 173V170L60 171V170L62 169V168H60V167H62V166L65 164V167H66V168L63 167V169L61 170V172H62V171H65V172H66L65 174H66V176H67V175H68L67 172H68V171H72V170H67V169H69V168H70V169H74V167H72V166H74L73 164H75V162L73 161V164H72V161H71V160H70V161H69V160H68V161L66 160V162H65L64 164H63ZM69 162H71V163H69ZM90 162H91V161H90ZM111 162H112V160H111ZM123 162H124V163H123ZM139 162H138V163H139ZM5 163H6V162H5ZM5 163H4L3 165H5ZM11 163H10L9 166L12 167V168H14L15 166H11ZM18 163H19V162H18ZM29 163H30V162H29ZM29 163L27 164V162H26V165L28 166V169L30 168ZM59 163H60V165H61V164H63V165L59 166ZM66 163H67V164H68V163L71 164V165H72V166H71L72 168L69 166V164H68L69 167L67 168V164H66ZM79 163H81V162H79ZM83 163H84V162H83ZM83 163H81L80 165H83ZM120 163H121V162H120ZM120 163H118V164H120ZM129 163H130V161H129ZM135 163L137 164V162H135ZM141 163H142V161H141ZM141 163H140V164H141ZM144 163H146V162H144ZM153 163H155V161H154ZM160 163H161V162H159V164H157V163H156V164H157V165H160ZM162 163H163V161H162ZM164 163H165V162H164ZM0 164H2V163H0ZM42 164H43V163H42ZM44 164H45V163H44ZM44 164H43V167H44ZM47 164H48V163H47ZM90 164H91V163H90ZM106 164H109V162L106 163ZM131 164H130V170L134 171V169H131V167H132ZM136 164H135V165H136ZM3 165H2V166H3ZM19 165H20V163H19ZM19 165L17 164V166H19ZM21 165H22V164H21ZM21 165H20V166H21ZM26 165H25V166H26ZM30 165H31V164H30ZM37 165H36V166H37ZM39 165H40V164H39ZM45 165H46V164H45ZM111 165H112V163H111L108 167H110ZM147 165H149V163H148ZM147 165H146V166H147ZM157 165H156V166H157ZM5 166H7V165H5ZM20 166H19V167H20ZM27 166H26V167H27ZM31 166H32V165H31ZM56 166H55V167H56ZM76 166H77V167H80V166L77 165V162H76L75 167H76ZM90 166H91V165H90ZM127 166H128V165H127ZM137 166L139 167L140 165L137 164ZM146 166H145V167H146ZM170 166H171V165H170ZM43 167H42V168H43ZM77 167H76V170L79 169V168H77ZM111 167H112V166H111ZM147 167H148V166H147ZM153 167H154V166H153ZM164 167H165V166H164ZM164 167H163V168H164ZM168 167H169V166H168ZM17 168H18V167H17ZM17 168H15V169H17ZM32 168H33V166H32ZM42 168H41V171H40V172L37 171V172H38L37 175L40 174L41 178H40V176H39V177H38V176H37V177L35 176L37 179H38V178L41 179V182L43 181L42 179H44L45 177H47V174H46V176H45V174H43V173L41 174V172H43V171H42ZM47 168H46V169H47ZM80 168H81V167H80ZM82 168H83V167H82ZM84 168H85V167H84ZM91 168H92V166H91ZM112 168H113V167H112ZM125 168H126V169H125ZM128 168H129V167H128ZM136 168H137V167H136ZM148 168H149V167H148ZM148 168H144V171H147ZM158 168H159V166H158ZM183 168H184V167H183ZM186 168H187V167H186ZM15 169H14V170H15ZM23 169H24V168H23ZM25 169H26V168H25ZM28 169H27V171H28ZM52 169H53V168H52ZM65 169H66L67 171H66ZM85 169H86V168H85ZM85 169H83V170H81V169L78 170V172L80 171V173H77V171L74 169V171H76V172L73 173V171H72L73 175H72V173L69 174V175L73 176L72 178H74L75 175H76L77 177H78V175H79V178H78V179H82V177L80 178V175H83V174L85 173L84 171H90V170H87V169L85 170ZM106 169H107V166H106ZM115 169H116L117 172H120L119 170H117V168H115ZM122 169H123V170H122ZM145 169H146V170H145ZM154 169H155V168H154ZM166 169H167V168L163 169V170H164V173H167V172H168ZM171 169H172V168H171ZM14 170H13V172H14ZM34 170H35V169H34ZM34 170H30V171H31L30 173H33L32 171H34ZM37 170H39V169H37ZM104 170H105V168H104ZM113 170H114V169H113ZM152 170H153V169H152ZM152 170H149V171L152 172ZM160 170H161V168H160ZM160 170H159V172H160ZM163 170H162V171H163ZM185 170H186V169H185ZM0 171H1V169H0ZM44 171H45V170H44ZM81 171H83L84 173H82ZM107 171H108V170H107ZM107 171H106V173H107ZM137 171H138V170H137ZM144 171H143V172H144ZM156 171H157V170H156ZM156 171H155V172H156ZM166 171H167V172H166ZM174 171H175V170H174ZM7 172H8V171H6V173H4V174H5L4 178L7 177L8 175H11V174H12L11 177H10V176H8V177H10V178H15V179H16V182H17V180H20V181L22 182V179H19V178L17 177V175H19L18 173H17L16 177H15V175H14V177H13V173H12V172H10V174H9V173L7 174ZM15 172H16V171H15ZM103 172H104V171H103ZM117 172H115V174H117ZM123 172H124V171H123ZM141 172H142V170H141ZM141 172H138V173H141ZM151 172H149L148 174H150ZM159 172H158V173H159ZM171 172H172V171H171ZM0 173H1V172H0ZM26 173H28V172H26ZM34 173H35V172H34ZM47 173H48V172H47ZM63 173H64V172H63ZM109 173H110V175H111V172H109ZM112 173H113V172H112ZM124 173H125V172H124ZM138 173H137V174H138ZM145 173H146V172H145ZM160 173H161V172H160ZM172 173H173V172H172ZM174 173H175V172H174ZM174 173H173V174H174ZM177 173H178V172H177ZM4 174H3V175H4ZM20 174H21V173H20ZM35 174H36V173H35ZM58 174L60 175V178H61V175H62V174H60V173H58ZM85 174H86V173H85ZM104 174H105V173H104ZM118 174H119V173H118ZM135 174H136V173H135ZM137 174H136V177H137ZM142 174H143V173H142ZM142 174H140L139 176H142ZM155 174H156V173H155ZM155 174H154V175H155ZM162 174H163V173H162ZM162 174H161V176H159L160 174H159V175L157 174V175L160 177V179H157V180H159V181L161 180V178L164 176V175L162 176ZM167 174H168V173H167ZM167 174H166V176H167ZM178 174H180V173H178ZM186 174H187V173H186ZM28 175H30V174L28 173ZM28 175L26 176L27 179H28ZM42 175H44L45 177L43 178ZM90 175H91V174H90ZM102 175H103V174H102ZM105 175H106V174H105ZM133 175H134V173H133ZM144 175H145V174H144ZM168 175H169V174H168ZM170 175H171V178L173 177L174 181H176V180H175V175H174V176H172V174H170ZM23 176H25V175L23 174ZM62 176H63V175H62ZM112 176H113V175H112ZM122 176H123V175H122ZM122 176H121V173H120V178H121ZM127 176H129V175H127ZM134 176H135V175H134ZM146 176L148 177V175H146ZM146 176H144V177L146 178ZM151 176H153L152 173H151V175L149 176V178H150ZM181 176H182V175H181ZM0 177L3 178V176H1V174H0ZM26 177H25V178H26ZM31 177H32V176H31ZM67 177H68V176H67ZM77 177H75L74 179L77 180ZM85 177H86V175L83 176V178H84L85 181H86V179H87L88 176H87L86 178H85ZM108 177H109V176L107 175L105 178L107 179ZM123 177H124V176H123ZM132 177H133V176H132ZM183 177H184V176H183ZM4 178H3V179H4ZM10 178H9V179H10ZM17 178H18V179H17ZM22 178H24V177H22ZM25 178H24V180H25ZM50 178H51V177H50ZM56 178L59 180L58 176H56ZM62 178H63V177H62ZM89 178H91V177L89 176ZM109 178H110V177H109ZM126 178H127V177H126ZM176 178H177V177H176ZM188 178H189V177H188ZM7 179H8V178H7ZM15 179H13V180H15ZM30 179H31V178H30ZM37 179H35V182H36ZM51 179H52V178H51ZM51 179H49V178H47L46 180L44 179V180L46 181V182H44V181L42 182L44 185H42V184H39V185H38V184H37L38 186H36V183L39 181V180H37V182L34 184V187H32V188H33V191H31V192H34V191L36 192V189H37L36 187H39V186H40V189L38 188V190L41 191V188L43 189V187H41V186H45V183H47V184H46V187H47V186H48V183H50V181L48 182V180H51ZM95 179H96V178H95ZM103 179H104V178H103ZM103 179H102V180H103ZM116 179H117V178H116ZM121 179H122V178H121ZM121 179H120V180H121ZM134 179H135V177H134ZM137 179H138V180H137ZM137 179L132 180V181H133V185H132V183H131V184L128 183L129 186H130V185H131V187L135 186V182H136V181H138V183H140V177L137 178ZM141 179H142V178H141ZM163 179H164V178H162V181H163ZM173 179H172V181H173ZM177 179H178V178H177ZM179 179H182V178L179 177ZM183 179L185 180V178H183ZM4 180H5V179H4ZM4 180H3V181H4ZM10 180H11V179H10ZM13 180H11L10 182H8L9 180H8V181L6 180V182H7L8 184H9V183L12 184ZM28 180H29V179H28ZM52 180H53V179H52ZM52 180H51V181H52ZM64 180H65V179H64ZM64 180H63V181H64ZM123 180H124V178H123ZM123 180H122V181H123ZM143 180H144V179H143ZM167 180H168V177H167V179L165 178V181H167ZM191 180H192V179H191ZM0 181H1V180H0ZM3 181H2V183L4 184L5 181H4V182H3ZM59 181H60V180H59ZM63 181H60V182H63ZM77 181H79V180H77ZM85 181H84L83 183H84V184H87V183H85ZM91 181H92V180H91ZM97 181H98V179H97ZM115 181H116V180H115ZM117 181H118V179H117ZM124 181H125V180H124ZM130 181H131V180H130ZM145 181H149V179H147V180H145ZM150 181H151V180H150ZM159 181H157V182H159ZM172 181H171V182H172ZM180 181H181V180H180ZM16 182H14L13 185H14ZM21 182H20V183H21ZM28 182H29V181H28ZM31 182H32V181H31ZM39 182H40V181H39ZM71 182H72V181H71ZM93 182H94V181H93ZM152 182H153V181H152ZM181 182H182V181H181ZM188 182L190 183V181H188ZM0 183H1V182H0ZM22 183H23V182H22ZM25 183H26V182H25ZM25 183H24V185H25ZM63 183H66V182H63ZM69 183H70V180H69ZM117 183H118V182H117ZM147 183H150V184H151V182H147ZM163 183H164V182H163ZM167 183H170V182L167 181ZM182 183L184 184V182H182ZM185 183H186V181H185ZM3 184H2V186H3ZM72 184H74V183L72 182ZM89 184H90V182H89ZM93 184H94V183H93ZM108 184H110V183H108ZM141 184H142V185H145L143 182H142ZM141 184H140V186H141ZM152 184H153V183H152ZM152 184H151V185H152ZM173 184H174V183H173ZM177 184L179 185V183H177ZM183 184H182V185H183ZM6 185H7V184H6ZM9 185H10V184H9ZM16 185H18V184L16 183ZM22 185H23V184H22ZM22 185L19 184L18 186H22ZM26 185H27V184H26ZM30 185H31V184H30ZM50 185L53 186L52 182H51ZM69 185H70V184H69ZM97 185H99V184H97ZM136 185H137V183H136ZM138 185H139V184H138ZM4 186H5V185H4ZM18 186H17V187H18ZM35 186H36V187H35ZM52 186H51V187H52ZM63 186H64V185H63ZM70 186H71V185H70ZM72 186H73L72 190H73V189H77V188H78V189L80 188V189L82 190V188L79 187V186L76 185V184H74V185H72ZM74 186H77V187L75 188ZM89 186H90V185H89ZM99 186H100V185H99ZM117 186H119V185L117 184ZM145 186H146V185H145ZM159 186H160V185H159ZM168 186H169V185H168ZM184 186H185V185H184ZM13 187H15V189H18L16 186H13ZM22 187H23V186H22ZM22 187H21L20 189H22ZM51 187H50V188H51ZM87 187H88V186H87ZM106 187L108 188L109 186H106V185H105V187L102 188V191H101V194H102V195H101V197H103V198L100 197V198H101V201L99 202L100 205L103 204L104 202L110 200V199H107V198L110 197V195H111V196L113 195L112 198H114V195H115L116 193H118V192L115 191L116 193L113 192V194H109V192H108L107 189H106V190H105V192H106V197H105V196H103V192H104L103 190H104ZM141 187H142V186H141ZM148 187H149V186H148ZM155 187H156V186H154L153 189H155ZM171 187H172V186H171ZM0 188H2V187L0 186ZM24 188H25V187H24ZM35 188H36V189H35ZM64 188H66V186H65ZM64 188H62V189L64 190ZM109 188H110V187H109ZM113 188H114V187H113ZM128 188H130V187H128ZM133 188H134V187H133ZM139 188H140V187H139ZM139 188H138V190H137V188H136V191L139 192ZM167 188H168V187H167ZM169 188H170V187H169ZM172 188H174V185H173ZM176 188H177V187H176ZM13 189H14V188H13ZM20 189L17 190V193L15 192V191H16V190H15L14 193H16V194H18V193H19V194L24 193V192H22ZM26 189H27V188H26ZM45 189H46V188H45ZM53 189H55V187H53L52 189H49V190L47 189V190H48V191L51 190L50 193L54 194V192H52ZM57 189H58V188H57ZM67 189H68V188H67ZM78 189H77V190H78ZM80 189H79V192H81ZM122 189H124V188H122ZM142 189H143V188H142ZM157 189H158V187H157ZM161 189H162V187H161ZM163 189H164V188H163ZM165 189H166V188H165ZM179 189H180V188H179ZM182 189H183V188H182ZM1 190H2V189H0V191H1ZM22 190L24 191L25 189H22ZM31 190H32V189H31ZM38 190H37V192H38ZM47 190H45V191H47ZM77 190H76V191H77ZM87 190H88V189H87ZM90 190H91V189H90ZM95 190H97V189H95ZM116 190H118V188H117ZM120 190H121V189H120ZM147 190H148L147 192H149V189H147ZM150 190H151V189H150ZM166 190H167V189H166ZM173 190H174V189H173ZM173 190H172V191H173ZM183 190H184V189H183ZM5 191H6V190H5ZM9 191H10V193H13V190H12V192H11V190H9ZM9 191H6L7 194H6L5 192H4L5 194H3V193H0V194L3 195V196H5V195H8V196H9V194H10V193L8 194ZM18 191H19V192H18ZM42 191H43V190H42ZM48 191H47V192H48ZM64 191H65L66 196H63V197H66V201L64 200L65 198H64V199L62 198V194H61V193H60L61 196L58 195V194H57V195L60 196V198L63 199L65 203H67L68 198H69L68 196H70V195H68L69 192L66 193L67 191H66V190H64ZM69 191H70V189H69ZM82 191H83V190H82ZM84 191H86V190H84ZM88 191H89V190H88ZM109 191H110V190H109ZM130 191H135V190H132V188H131ZM136 191H135L134 193H136ZM153 191H154V190H153ZM156 191H157V190H156ZM164 191H165V190H163V192H164ZM187 191H188V190H186V192H187ZM1 192H2V191H1ZM20 192H21V193H20ZM25 192H26V191H25ZM28 192H29V191H28ZM47 192H46V193H47ZM70 192H71V191H70ZM74 192H75V191H74ZM77 192H78V191H77ZM119 192H123V191H119ZM140 192H141V191H140ZM159 192H160V190H159ZM179 192H180V191H179ZM43 193H45V192H43ZM83 193H84V192H83ZM88 193H89V192H88ZM107 193H108V194H107ZM128 193H129V192H128ZM132 193H133V192H132ZM154 193H155V192H154ZM164 193H166V192H164ZM174 193H175V192H174ZM176 193L178 194L177 189H176ZM181 193H182V192H181ZM187 193H189V192H187ZM19 194H18V197H19ZM28 194H29V193H28ZM32 194H33V193H32ZM36 194H37V193H35V195H33V197L36 196ZM39 194H40V193H39ZM48 194H49V193H48ZM52 194H49V195L52 196ZM72 194H73V193H72ZM72 194H71V195H72ZM80 194L82 195V193H80ZM119 194H120V193H119ZM119 194L116 195V196H120ZM123 194H124V193H123ZM125 194H126V192H125ZM125 194H124V195H125ZM136 194H137V193H136ZM157 194H158V192H157ZM162 194H163V193H162ZM177 194H176V195H177ZM1 195H0V197H1ZM11 195H12V194H10V196H11ZM25 195H26V193H25ZM30 195H31V193H30ZM41 195H42V194H41ZM74 195H75V194H74ZM77 195H78V198H79V193H78ZM86 195H87V193H86ZM86 195H85V196H84V195L80 196L81 198H83L82 200H84L85 203L87 202V201H85V199H84V198H86ZM132 195H133V197H134V194H132ZM150 195H151V194H150ZM153 195H154V194H153ZM165 195L168 196V194H165ZM172 195H173V194H172ZM186 195H187V194H186ZM8 196H7V197H8ZM10 196L8 197V199L10 198ZM14 196H15V194H13L12 198H13ZM28 196H29V195H28ZM28 196H27V197H28ZM31 196H32V195H31ZM47 196H48V195H47ZM47 196H46V197H47ZM53 196H55V195H53ZM53 196H52V197H53ZM58 196H56V197L58 198ZM107 196H108V197H107ZM127 196H128L129 198H128V197H125V196H122V193H121V197H118V198H122V197H124V201H125V202H122L123 200L121 201V199L118 200V198L116 197L117 200H114V201H112V202L109 201L110 204L106 203V205L108 204V205L110 206V208L105 207V206H106V205H105V206H104V207H105V210L107 209L106 211L108 212L111 208L114 207V205H115L116 203L118 204V201H119V205L116 204V205H117L116 207H118V208H116V209H118L117 211H118V215L120 216V219H123L124 217L121 218V215L124 216L123 214H124L125 212H123V214H121V215H120V213H121L122 211H124V208H122V209H119V208L125 206L126 200H128L130 203H132V202L135 203V202H134V199L137 197V195H135V198H133V197L131 198V197H130V193H129V195H127ZM138 196H140L139 193H138ZM154 196H155V195H154ZM163 196H164V194H163ZM182 196H183V195H182ZM16 197H17V195H16ZM16 197H14V198L17 199ZM22 197H24V196L22 195ZM25 197H26V196H25ZM25 197H24V199H25ZM43 197H44V195H43ZM52 197H50L49 199H52ZM72 197H73V196H71V198H72ZM89 197H90V196H89ZM104 197H105L107 200H106ZM165 197H166V196H165ZM14 198H13V199L10 198L9 200H14ZM19 198H20V197H19ZM71 198L69 199V201L72 200ZM125 198H126V199H125ZM127 198H128V199H127ZM182 198H183V197H182ZM6 199H7V198H6ZM6 199L4 200V198L1 197V200H0V201H3V200H4V202H3L4 204H7L8 202H9V203L14 202V201H9V200L7 199V203H6ZM22 199H23V198H22ZM32 199H33L34 201H35V200L40 201V200H41V197H40V200H39V198H38V199L32 198ZM53 199H54V198H53ZM61 199H59V200H61ZM102 199H103V200L105 199L106 201L104 200V202H103ZM129 199H131V201H132V200H133V201L131 202ZM139 199H141V198H139ZM168 199H169V198H168ZM20 200H21V198H20ZM43 200H44V203H45V200H46V199H43ZM47 200H48V199H47ZM47 200H46V202H48V203H47L48 206H47V205H46V206L49 207L50 210L48 211L45 207H42V206H41L42 208H45V210H47V214H46V215H50V216H51V214H53V213H52V210H51V208L53 209V206H54V209L57 208V210H58V208H59L60 205H61V207H62V206L65 207L64 205H62L64 202L61 204V202H62L63 200H62L61 202L58 200V201L60 202V203L58 202V203H59V206H55V204H54L55 201L52 200V201H53L52 204H54L52 207H51V205H50V204H51V203H50V200H49V201H47ZM82 200H81V201H82ZM136 200H138V197L135 199V201H136ZM21 201H22V200H21ZM27 201H28V200H27ZM34 201H33V202H34ZM37 201H35L34 203H36V205L38 206V204H37L38 202H37ZM69 201H68V202H69ZM73 201H74V198H73ZM73 201H72V202H73ZM75 201H76V199H75ZM91 201H92V200H91ZM128 201H127L126 205L129 204ZM140 201H141V200H139V203H140ZM22 202H24V201H22ZM33 202H32V203H33ZM72 202L70 201V203H72ZM115 202H116V203H115ZM169 202H170V201H169ZM169 202H168V203H169ZM1 203H2V202H1ZM1 203H0V207L2 208V210L0 209V212L3 211L2 214H4V212H5L6 209L3 210L4 207H2V206H6V207H8V206H7V205H4L3 203L1 204ZM32 203H31V204H32ZM34 203H33V205H34ZM40 203H42V202H40ZM49 203H50V204H49ZM55 203H57V202H55ZM65 203H64V204H65ZM73 203H75V204L77 203L76 205H79L78 203L81 204V202H77V201H76V202H73ZM87 203H88V202H87ZM87 203H86V204H87ZM114 203H115V204H114ZM122 203H124L123 206H120V205H122ZM137 203H138V201H136L135 204H137ZM142 203H143V202H142ZM145 203H146V202H145ZM168 203H167V204H168ZM170 203H171V202H170ZM15 204L17 205L18 203H15ZM20 204L22 205L21 202H20ZM31 204H30V205H31ZM45 204H46V203H45ZM45 204L42 203L43 206H44ZM82 204H83V203H82ZM82 204H81V205H82ZM111 204H112V205L114 204V205L112 206ZM135 204H133L132 207H135V206H134ZM1 205H2V206H1ZM16 205L13 204L12 207H15V208H16ZM25 205H26V204H25ZM56 205H57V204H56ZM65 205H66V204H65ZM71 205H73V204H71ZM76 205H75V206H76ZM81 205H79V206H80V207H83V206H81ZM137 205L139 206V204H137ZM137 205H136V208H137ZM171 205H172V204H171ZM19 206H20V205L18 204L16 209L19 208L18 210H20V207H19ZM37 206H34V207H35V210L33 209V211H36V207H37ZM67 206H68V205H66V207H67ZM73 206H74V205H73ZM73 206H72V207H73ZM75 206H74L73 208H75ZM109 206H108V207H109ZM130 206H131V204L129 205L128 208H130ZM12 207H10V209H11ZM28 207H29V203H28ZM34 207H33V208H34ZM38 207H39V206H38ZM38 207H37V208H38ZM50 207H51V208H50ZM61 207H60V209H61ZM63 207H62V208H63ZM66 207H65V208H66ZM88 207H89V206H87V208H88ZM146 207H147V206H146ZM42 208H40V209H42ZM68 208H71L70 205L68 206ZM68 208H66V209L68 210ZM73 208H72V209H73ZM76 208H77V209H76ZM76 208H75V212L78 211V207H76ZM85 208H86V206H84L83 209H85ZM89 208H90V207H89ZM126 208H127V207H126ZM136 208H135L134 210H136ZM147 208H148V207H147ZM8 209H9V207L7 208L6 211H9L8 213H11L12 211H11V210H8ZM13 209H14V208H12V210H13ZM54 209H53V210H54ZM66 209H65V210H66ZM81 209H82V208H81ZM81 209H80L79 212H77V213H80V212H81ZM91 209H92V208H91ZM114 209H115V208H113V211H114ZM130 209H133V208H130ZM172 209H173V208H172ZM45 210H44V211H43V209L41 210V215H42L43 212L46 213ZM63 210H64V208H63ZM63 210H62V211L60 210V212L62 213V212L65 211V210H64V211H63ZM73 210H74V209H73ZM86 210H87V209H86ZM86 210H83V211H86ZM119 210H122V211H119ZM126 210H128V209H126ZM141 210H142V209H141ZM144 210H145V209H144ZM147 210H148V209H147ZM160 210L163 211V209H160ZM23 211H24V210H23ZM23 211H22V212H23ZM55 211H56V210L53 211L54 214H55V217H56V218L61 217V221H62V222L60 221V219H58V220L53 219V221L55 220V221H58L57 223L63 224V222H65V221H67V220H68V221L71 220V219H70L71 216L68 217L69 215H71V212H70V211H66V212H64V214L67 215V217H68L69 219H68V218L66 219V216L64 215V216H65V217H64V216L62 215L63 213L60 214V212L58 213V212H55ZM58 211H59V210H58ZM91 211H92V210H91ZM93 211H94V209H93ZM101 211H102V210H101ZM101 211H100V212H101ZM110 211L113 212L112 210H110ZM110 211H109V213H111ZM115 211H116V210H115ZM115 211H114V212H115ZM131 211H132V210H130V212H131ZM149 211H150V210H149ZM166 211H167V210H166ZM168 211H169V208H168ZM171 211H172V210H171ZM171 211H170V212H171ZM174 211H175V210H174ZM13 212H14V214L18 215V214H17L18 211L16 212V210H14ZM13 212H12V213H13ZM88 212H89V211H88ZM88 212H87V213H88ZM96 212H97V211H96ZM100 212H99V213H100ZM136 212H137V211H136ZM175 212H176V211H175ZM6 213H7V212H5V214H6ZM20 213H21V212H20ZM25 213H27V212L25 211ZM25 213L23 212V214H25ZM44 213H43V214H44ZM49 213H50V214H49ZM57 213H58V214H57ZM66 213H69V215L66 214ZM72 213H73V212H72ZM89 213H90V212H89ZM91 213H92V212H91ZM101 213H102V212H101ZM109 213H106V217H107V215H108ZM116 213H117V212H116ZM143 213H144V212H143ZM150 213H151V212H150ZM163 213H164V212H163ZM166 213H167V212H165V214H166ZM172 213H173V212H172ZM21 214H22V213H21ZM21 214H19V217H20V216H21V217L24 216V215H21ZM56 214L58 215V217H57ZM59 214H60V215H59ZM102 214H103V213H102ZM139 214H140V213H139ZM144 214H145V213H144ZM153 214H154V213H153ZM177 214H178V213H177ZM6 215H7V214H6ZM8 215H9V214H8ZM16 215H15V216H12V217L9 215V217H10V218H13V217H14V219H16V218H17ZM29 215H30V214H29ZM37 215H38V214H37ZM37 215H36V216H37ZM73 215H74V214H72V216H73ZM81 215H82V216H81L82 218H85V214H81ZM114 215H116V214L114 213ZM118 215H116V216H118ZM129 215H130V213H129L127 216L129 217ZM141 215H143L142 212H141ZM145 215H147V214H145ZM148 215H149V214H148ZM25 216H27V214H26ZM25 216H24V217H25ZM62 216H63V217H62ZM75 216L78 218L77 214H76ZM75 216L72 217L73 221H75V224H77L76 222H78V223L80 224V222H79V221H81V220H80V216H79L78 219H77ZM86 216H87V215H86ZM100 216H102V215H99V217H100ZM135 216H136V215H135ZM138 216H139V215H138ZM143 216H144V215H143ZM163 216H164V215H163ZM168 216H169V215H168ZM176 216H177V215H176ZM5 217H6V216H5ZM5 217H4V219H6ZM7 217H8V216H7ZM9 217H8V218H9ZM19 217H18V218H19ZM21 217H20L19 219H21ZM51 217H54V216L52 215ZM51 217L48 216L49 219H50ZM74 217H75V219H77V221L74 220ZM99 217H98V218H99ZM103 217H104V214H103L102 218H100V219H103ZM111 217H112V216L110 215V217H108V218L111 219ZM148 217H149V216H148ZM165 217H167V214H166ZM170 217H171V216H170ZM170 217H169V218H170ZM0 218H3V217L0 216ZM40 218H42V217H40ZM40 218H39V219H40ZM48 218H46L47 223H49V221H52V220H49ZM62 218H64V220H65V219H66V220L64 221V220H62ZM82 218H81V219H82ZM112 218H113V217H112ZM139 218H140V217H139ZM174 218H175V216L173 217V219H174ZM19 219H18V220H19ZM30 219H32V217H31ZM88 219H89V218H88ZM113 219H114V218H113ZM113 219H112V220H113ZM117 219H118V218H117ZM117 219H116V220H117ZM125 219H126V216H125V218H124L123 221H125ZM134 219H135V218H134ZM140 219H141V218H140ZM150 219H151V218H150ZM152 219H153V218H152ZM157 219H158V218H157ZM175 219H177V218H175ZM175 219H174V220H175ZM7 220H9L10 223H11V221H12V219H7ZM10 220H11V221H10ZM24 220H25V219H24ZM27 220H28V218H27ZM41 220L44 221V219H41ZM41 220H39V221H41ZM78 220H79V221H78ZM137 220H138V218L136 217V222H139V221H137ZM141 220H142V219H141ZM141 220H140V221H141ZM143 220H144V218H143ZM147 220H148V219H147ZM155 220H156V219H155ZM164 220H165V219H164ZM1 221H2V219H1ZM4 221H5V220H4ZM4 221H3V222H4ZM14 221H15V220H14ZM14 221H12V222H14ZM22 221H23V219H22ZM22 221H21V222H22ZM25 221H26V220H25ZM43 221H42V225H41L42 227H43V223L46 222V221H44V222H43ZM55 221H54V222H55ZM59 221H60V222H59ZM117 221H118V220H117ZM126 221H127V220H126ZM133 221H134L133 223H135V220H133ZM159 221H160V220H159ZM5 222H6V221H5ZM5 222H4V223H5ZM9 222H8V223H9ZM18 222H19V221H18ZM36 222H37V221H36ZM70 222L72 223V221H70ZM70 222H68V223H70ZM81 222H82V221H81ZM114 222H115V220H114ZM160 222H161V221H160ZM22 223H23V222H22ZM47 223H45V226H46ZM52 223H53V222H52ZM57 223H56V224H57ZM71 223H70V225H71ZM117 223H118V222H117ZM133 223H132V224H133ZM140 223H141V222H140ZM149 223H151V222H149ZM152 223H153V222H152ZM170 223H171V222H170ZM174 223H175V221H174ZM184 223H185V222H184ZM5 224H6V223H5ZM16 224L18 225V223H16ZM19 224H20V222H19ZM40 224H41V222H40ZM54 224H55V223H54ZM60 224H59V225H60ZM72 224H73V223H72ZM114 224H115V223H114ZM138 224H139V223H138ZM147 224H148V221H147ZM154 224H155V223H154ZM158 224H159V222H158ZM158 224H156V225H158ZM172 224H173V222H172ZM3 225H4V224H3ZM6 225H7V224H6ZM6 225H4V226H6ZM14 225H15V223H14ZM27 225H28V224H27ZM34 225L36 226L35 223H34ZM47 225H48V224H47ZM81 225H82V227H83V223H81ZM81 225H79L80 228H81ZM119 225H120V224H119ZM134 225H135V226H133V227H137V226H136V223H135ZM142 225H143V224H142ZM142 225H140V226H142ZM144 225H146V222H145ZM174 225H175V224H174ZM21 226H22V225H21ZM50 226H51V225H50ZM73 226H75V225H73ZM77 226H78V225H76L75 227H77ZM140 226H139V227H140ZM148 226H149V225H148ZM162 226H163V225H162ZM177 226H178V225H177ZM192 226L195 227V225H192ZM17 227H18V226L14 227V228L12 227V230H13V229L15 230V228L17 229ZM19 227H20V226H19ZM19 227H18V228H19ZM42 227H40V230L43 229ZM67 227H68V226H67ZM100 227H101V226H100ZM112 227H113V226H112ZM144 227H145V226H144ZM168 227H170V226H168ZM171 227H172V226H171ZM175 227H176V225H175ZM7 228H8V227H6L7 233L5 232V233H6V236H10V235H7V234L10 233V232H8V229H9V228H8V229H7ZM25 228H26V227H25ZM25 228H24V229H25ZM30 228H31V227H30ZM38 228H39V227H38ZM53 228H54V227H53ZM68 228H69V227H68ZM110 228H111V226H110ZM131 228H132V227H131ZM140 228H141V227H140ZM146 228H147V226H146ZM163 228H164V227H163ZM180 228H181V227H180ZM180 228H178V229H180ZM10 229H11V228H10ZM10 229H9V230H10ZM22 229H23V227H22ZM22 229H20V230H22ZM26 229H27V228H26ZM57 229H58V227H57ZM60 229H61V228H60ZM62 229H63V228H62ZM62 229H61V230H62ZM69 229H71V230H68V233H69V231H72V230L74 229V227H73V228H69ZM111 229H112V228H111ZM132 229H134V228H132ZM132 229H131V230H132ZM149 229H150V228H149ZM152 229H154V228H152ZM176 229H177V227H176ZM182 229H183V228H182ZM6 230H5V231H6ZM14 230H13V231H14ZM36 230H37V228H36ZM52 230H53V229H51V227H50V232H51ZM63 230H64V229H63ZM66 230H67V229H65V233H64V234H66ZM78 230H80V229H78ZM97 230H98V229H97ZM123 230H124V229H123ZM131 230H130V231H131ZM145 230H147V229H145ZM155 230H156V229H155ZM169 230L171 231L172 229L170 228ZM192 230H193V229H192ZM195 230H196V228H195ZM1 231H2V229H1ZM23 231H24V230H23ZM25 231H26V230H25ZM55 231H56V229H55ZM75 231H76V230H75ZM81 231H82V230H81ZM81 231H80V232H81ZM100 231H101V230L98 231L99 234H100ZM108 231H109V230H108ZM116 231H117V230H116ZM134 231H136V230L134 229ZM138 231H139V230H138ZM138 231H137V232H138ZM143 231H144V230H143ZM147 231H148V230H147ZM152 231H153V230H152ZM177 231H178V230H177ZM193 231H194V230H193ZM203 231H204V230H203ZM16 232H19V230L17 229ZM16 232H14V236H16V237H17V236L20 237L21 235L23 236L22 231L19 232L20 235H18L19 233H16ZM34 232H35V231H34ZM37 232H39V231H37ZM44 232H45V231H44ZM48 232H49V230L47 231V233H48ZM50 232H49V233H50ZM52 232H53V231H52ZM60 232H61V231H60ZM72 232H73L74 235H76V234L74 233V231H72ZM103 232H104V231H103ZM103 232L101 231V233H103ZM21 233H22V234H21ZM26 233H27V232H25V234H24L25 237H26ZM47 233H46V235L48 236L49 233H48V234H47ZM62 233H63V231H62ZM70 233H71V232H70ZM77 233H78V232H77ZM117 233H118V232H116L115 234H117ZM122 233H124V232H122ZM145 233H146V232H145ZM145 233H143V234H145ZM172 233H173V232H172ZM174 233H175V232H174ZM194 233H195V232H194ZM16 234H17V235H16ZM59 234H60L61 236L64 235V234L62 235L61 233H59ZM59 234L57 235L58 237H57V236H51V239H50V237H49V239H50L49 242L52 241L51 243H48V244H50V246H49L50 248H51V244H52V246L54 247L53 244L56 243L55 241H56L57 239H58V240H57L58 242H59V241L61 242V239H62L63 237H61ZM73 234H72V236H70V234H69L68 236H66V235H67V234H66V235H65V237H66V238H65V241L62 240V241L64 242V244L61 242V243H62L63 250H62V247H61L60 249L56 250V252H58L59 250H61V251H59L60 253H58V255H59V254L61 255L62 260H63L64 262L66 261L64 264H69V263H71V261H72V259H70L71 261H70V260L68 261L69 257H66V256H68V254L70 253V251H68V249H69L68 246L70 247V249H72V248H73V245H75L74 241H76V240H73V239H74V238H73V236H74ZM78 234H79V233H78ZM78 234H77V235H78ZM96 234H97V233H96ZM106 234H107V233H106ZM132 234L134 235V234H136V232H135V233L132 232ZM137 234H138V233H137ZM141 234H142V233H141ZM143 234H142V235H143ZM152 234H153V232H152ZM169 234H170V233H169ZM169 234H168V235H169ZM201 234H202V233H201ZM30 235H31V234H30ZM42 235H43V233H42ZM44 235H45V234H44ZM97 235H98V234H97ZM103 235H104V234H103ZM166 235H167V234H166ZM172 235H173V234H172ZM174 235H175V234H174ZM202 235H203V234H202ZM204 235H206V234H204ZM22 236H21V239L19 238L20 240H22V238H25L24 236H23V237H22ZM69 236H70V237H69ZM80 236H81V235H80ZM98 236H99V235H98ZM39 237H40V238H38V236H37V238L39 239V241H41V239L44 238V236H39ZM42 237H43V238H42ZM52 237H53V239H52ZM55 237H57V239H56ZM60 237H61V238H60ZM71 237H72L73 239H72ZM74 237H75V236H74ZM78 237H79V236H78ZM78 237H76V238H77V239L79 240V242L81 243V239H79ZM104 237H107V236H104ZM108 237H109V236H108ZM173 237H174V236H173ZM183 237H184V236H183ZM202 237H203V236H202ZM27 238H28V236H27ZM45 238H46V237H45ZM70 238H71V240H70ZM76 238H75V239H76ZM135 238H136V237H135ZM144 238H146V237H144ZM147 238H148V237H147ZM159 238H160V237H159ZM170 238L172 239L171 236L168 237L167 239H170ZM176 238H178V237H176ZM181 238H182V237H181ZM6 239H7V238H6ZM6 239H5V241H6ZM19 239H18V240L16 239L15 241H16V242H17V241L20 242ZM38 239H36V241H37ZM54 239H55V241H54ZM67 239H69L68 241H73L74 244L71 243V244H73V245H71L70 242H69L70 245L66 246V247H67V250H65L64 248H66V247H64V245H65V242H68ZM102 239H103V238H102ZM130 239L132 240V237H131V236H130ZM179 239H180V238H179ZM13 240H14V239H13ZM47 240H48V237H47ZM47 240L45 239L44 242H43V240H42V242H43V243H45V241L48 242ZM120 240H122V239L120 238ZM120 240H119V242L121 243ZM145 240H146V239H144V241H145ZM163 240H164V239H163ZM174 240H175V239H174ZM1 241H2V240H1ZM22 241H23V240H22ZM30 241H32V240H30ZM39 241H38V242H39ZM85 241H86V240H85ZM109 241H110V240H109ZM139 241H140V240H139ZM167 241L169 242V240H167ZM171 241H172V243H173V240H171ZM171 241H170V243H171ZM183 241H185V240H183ZM208 241H209V240H208ZM16 242H13V243L15 244ZM18 242H17V243H18ZM23 242H24V241H23ZM38 242H36L33 246L35 247L36 244L38 245ZM58 242H57V244H60V242H59V243H58ZM77 242H78V241H77ZM77 242H76V243H77ZM110 242H111V241H110ZM113 242H114V241H112V244H113ZM119 242L116 243V244L119 245ZM136 242H138V241H136ZM156 242H157V241H156ZM162 242H163V241H162ZM177 242H178V240H177ZM201 242H202V241H201ZM201 242H200V243H201ZM88 243H89V242H88ZM138 243H139V242H138ZM172 243H171V244H172ZM1 244H2V242H1ZM11 244H12V243H11ZM39 244H40V243H39ZM45 244H46V243H45ZM48 244H47V245H48ZM67 244H68V243H67ZM114 244H115V242H114ZM122 244H123V243H122ZM141 244H143V243H141ZM153 244H154V243H153ZM171 244H170V245H171ZM179 244H180V243H179ZM181 244H182V242H181ZM186 244H187V241H186ZM12 245H13V244H12ZM76 245H78L77 248H79V243L76 244ZM143 245H144V244H143ZM168 245H169V244H168ZM170 245H169V246H170ZM182 245H183V244H182ZM184 245H185V244H184ZM184 245H183V247H184ZM188 245H189V244H188ZM207 245H208V244H207ZM216 245H217V243H216ZM42 246H43V245H42ZM42 246H41V247H42ZM80 246H81V245H80ZM109 246H110V245H109ZM111 246H112V245H111ZM1 247H3V246H1ZM10 247H12V246H10ZM13 247H14V246H13ZM41 247H40V245H39V248H41ZM47 247H48V246H47ZM53 247H52V250H53L54 248H56V247H54V248H53ZM71 247H72V248H71ZM90 247H91V246H90ZM176 247L180 248L179 245L176 246ZM212 247H213V245H212ZM30 248H31V247H30ZM30 248H29V249H30ZM36 248H38V246L35 247L34 249H36ZM42 248H44V247H42ZM75 248H76V246H75ZM77 248H76V249H77ZM150 248H151V246H150ZM172 248H173V247H172ZM187 248H188V247H187ZM207 248H208V247H207ZM215 248H216V247H215ZM2 249H3V248H2ZM9 249H10V248H9ZM25 249H26V248H25ZM32 249H33V248H32ZM32 249H30V250H32ZM34 249H33V250H34ZM79 249H80V250H79L80 253H82V250H83V249H82V248H79ZM131 249H132V248H131ZM131 249H130V250H131ZM137 249H138V248H137ZM185 249H186V248H185ZM33 250H32V252H33L32 254L35 255V254H34V253H35L34 251H36V250H34V251H33ZM38 250L40 251V249H38ZM41 250H42V249H41ZM43 250H44V249H43ZM45 250H46V247H45ZM45 250H44V251H45ZM47 250H48V249H47ZM52 250L49 249L48 251L51 252ZM77 250H78V249H77ZM118 250L121 251L122 249H121V248H120V249L118 248ZM130 250H129V251H130ZM156 250H157V249H156ZM166 250H167V249H166ZM178 250H179V249H178ZM181 250H183V249H182V246H181ZM8 251H9V250H8ZM16 251H17V250H16ZM19 251H20V250H19ZM39 251H37V252H39ZM63 251H65V252L68 251V254L64 252V253L66 254V256H65V254H62ZM72 251H73V249H72ZM79 251H78V252H79ZM116 251H117V249H116ZM116 251H115V252H116ZM131 251H132V250H131ZM167 251H169V250H167ZM172 251H173V250H172ZM9 252H10V251H9ZM30 252H31V251H30ZM37 252H36V253H37ZM53 252H54V251H53ZM78 252H72V253L75 255V253L78 254ZM117 252H119V251H117ZM170 252H171V251H170ZM173 252H175V250H174ZM178 252H179V251H178ZM182 252L186 253V252H188V250H187V251H182ZM18 253H19V252H18ZM28 253H29V252H28ZM28 253L25 254V255L28 256ZM45 253H46V251H45ZM47 253L49 254V252H47ZM51 253H52V252H51ZM119 253H120V252H119ZM119 253H118V254H119ZM122 253H123V252H122ZM128 253H129V252H128ZM143 253H144V251H143ZM206 253H207V252H206ZM29 254H31V253H29ZM40 254L42 255V254H44V253H43V252H42V253L40 252ZM48 254H47V255H48ZM70 254H71V253H70ZM118 254H117V255H118ZM129 254H130V253H129ZM135 254H137V253H135ZM167 254H168V252H167ZM178 254H179V253H178ZM178 254L176 253V256H178ZM180 254H181V252H180ZM180 254H179V256H181ZM187 254H188V253H187ZM221 254H222V253H221ZM0 255H1V254H0ZM14 255H15V254H14ZM38 255H39V253H38ZM56 255H57V254H55V256H56ZM124 255H125V254H124ZM142 255H143V254H142ZM145 255H146V254H145ZM164 255H166V253H164ZM182 255H184V254H182ZM206 255H207V254H206ZM17 256H18V255H17ZM17 256H16V257H17ZM44 256H45V254H44ZM49 256H51V255H48V257H49ZM55 256H54V258H55ZM69 256H70V255H69ZM80 256H81L82 258H81ZM83 256H84V254H83ZM83 256H82V254H80V255L78 254L76 257L78 258V260H79V257H80L82 260H84V259H83ZM93 256H94V255H93ZM128 256H129V255H128ZM136 256H137V255H136ZM168 256H169V254H168ZM20 257H21V256H20ZM24 257H25V256H24ZM38 257L40 258L41 256H38ZM38 257H37V258H38ZM56 257H57V259H56V261H57V260H58V256H56ZM61 257H60V259H61ZM63 257H64V259H63ZM65 257H66V259H67V258H68V259L66 260ZM118 257H119V256H118ZM159 257H160V255H159ZM159 257H158V258H159ZM163 257H164V256H163V254H162V257H160L159 259H162ZM170 257H171V255L169 256V258H170ZM192 257H193V256H192ZM223 257H224V256H223ZM10 258H11V257H10ZM14 258H15V257H14ZM14 258H12V259H14ZM18 258H19V257H18ZM31 258L33 259V256H31ZM31 258H30V259H31ZM119 258H120V257H119ZM122 258H123V257H122ZM141 258L143 259V257H141ZM158 258H157V259H158ZM173 258H174V257H173ZM178 258H179V257H178ZM12 259H11V260H12ZM23 259H24V258H23ZM23 259H22V260H23ZM34 259H35V256H34ZM120 259H121V258H120ZM163 259H164V258H163ZM163 259H162V260H163ZM165 259H166V258H165ZM8 260H9V259H8ZM25 260H28V258L25 257ZM42 260H43V258H42ZM44 260H45V259H44ZM110 260H111V262L113 261V259H110ZM134 260H135V257H134ZM134 260H133V261H134ZM143 260H144V259H143ZM154 260H155V258H154ZM168 260H169V259H167V261H168ZM176 260H177V258H176ZM186 260H187V259H186ZM186 260L184 261V263L186 262ZM191 260L193 261V259H191ZM29 261H30V260H28V263H29ZM31 261H33V260H31ZM31 261H30V262H31ZM35 261H36V260H35ZM84 261H85V260H84ZM124 261H125V260H124ZM163 261H164V260H163ZM163 261H162V262H163ZM223 261H224V258H223ZM5 262H6V261H5ZM15 262H16V261H15ZM15 262H14V263H15ZM19 262H20V260H19ZM22 262H23V261H22ZM25 262L27 263V261H25ZM46 262H47V261H46ZM57 262H58V261H57ZM57 262H55L54 264H56ZM73 262H74V263H72V264H75V261H73ZM85 262H87V261H85ZM111 262H110V264H111ZM113 262H114V261H113ZM157 262H158V261H157ZM157 262H155V263H156V264H159V262H158V263H157ZM162 262H160V263L162 264ZM173 262H174L175 264H177V262H178V264L181 263V261H175L174 259H173ZM173 262H172V264H173ZM6 263L8 264V261H7ZM11 263L13 264V262H11ZM11 263H10V264H11ZM23 263H24V262H23ZM23 263H22V264H23ZM38 263H39V262H38ZM61 263H62V262H61ZM83 263H84V262H83ZM108 263H109V262H108ZM124 263H125V262H124ZM153 263H154V262L152 261V264H153ZM164 263H165V262H164ZM166 263H167V262H166ZM166 263H165V264H166ZM170 263H171V262H170ZM187 263H188V261H187ZM187 263H186V264H187ZM193 263H194V261H193ZM203 263H204V262H203ZM19 264H20V263H19ZM33 264H35V263H33ZM42 264H43V263H42ZM45 264H46V263H45ZM77 264H78V263H77ZM84 264H86V263H84ZM87 264H88V263H87ZM125 264H126V263H125ZM150 264H151V263H150ZM181 264H182V263H181ZM188 264H189V263H188ZM196 264H197V263H196Z\"/></svg>",
  "mask_w": 264,
  "mask_h": 264
}]
</instances>
